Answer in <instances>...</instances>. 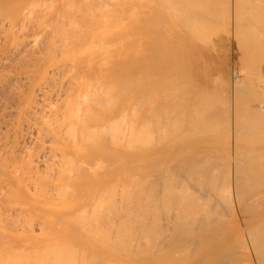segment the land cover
Here are the masks:
<instances>
[{"label": "bare ground", "instance_id": "1", "mask_svg": "<svg viewBox=\"0 0 264 264\" xmlns=\"http://www.w3.org/2000/svg\"><path fill=\"white\" fill-rule=\"evenodd\" d=\"M10 1V0H9ZM8 1V2H9ZM12 1V0H11ZM17 1V0H16ZM18 1H22V0H18ZM18 1H17V3H18ZM24 1V0H23ZM55 2H56V0H54ZM66 1V0H65ZM72 1V2H71ZM67 0L66 2H65V4H63L62 3V7L64 8V9H62L63 10V12H64V14H63V16L66 14L67 16H69V13L71 12V11H73V12H71L72 14H74L75 12V8H76V10L78 9V11L80 10V14L82 13V15L80 16L78 13V11H76V12H78V13H75L74 14V16H69V17H71L70 19L66 16V17H61V15H59V12H57V11H59V9L58 10H56V12L58 13V15L59 16H57V17H61V18H56L55 19V21H53L54 23V28H52V34H50L51 35V37L50 36H48L49 38V40L47 41V38L46 37H44V35H43V37H42V39H43V42L45 43V46L43 47L41 44H40V42L38 41H36L37 40V38L38 39H40V36L39 37H37L36 38V35H34V34H40L41 35V31L39 30V29H37V31L38 32H41V33H32L33 35H31V36H35L34 38H36L34 41L35 42H37V43H39L41 46H38V48H37V46H35V44L36 43H33L31 40V38H33V37H28L27 39H31V40H29V42L31 43H33L32 45L29 43V42H26L27 44H25L23 47H19V43H18V46H14L13 48L15 49V50H13V51H10L11 50V48L9 47V49H7V53H9V52H11L10 54H12V55H10V56H12L13 57V61H14V59H15V63H16V59H17V61L19 62H21L23 65H24V68H25V65H27L26 67L28 68V67H31L30 69L28 68V70H30V71H28V72H26V70H27V68H23V66H21V68H22V70L24 69L25 70V74H24V80L26 79V81H27V86H26V89L24 90H22V91H20V89L18 90V89H16V87H15V83L17 82V80H16V78L15 79H13V80H16V82L13 84L12 83V79H11V81H10V86H9V84H8V86H7V84L5 85H3V83L2 82H4V83H6L7 82V80H8V82H9V79H7L9 76H7V74L5 75V74H1L0 73V100L2 99L3 100V102L6 104V107H7V104L9 103V101H14V103L16 102V104H15V111H14V113H15V115L17 116L16 118H17V123L19 124H17L18 126H19V129H16V130H18L16 133L17 134H19V137L21 138L22 136H24V138L22 137L21 139H23V142H25L24 141V139L26 140V139H28V140H30V142H32L31 144L33 145V144H35V146L34 147H36L39 151H38V153L36 154V150H35V154H36V156H32V154L34 153V152H30V150H29V153L30 154H28V157H26L27 155H25L26 153H28L27 152V150L29 149V148H27V146H29L28 144H24V147L22 146V148H21V146H19L20 147V149L19 150H17V151H19L20 152V154H19V152H17V154H16V156L17 155H19V157H17V159H16V156H15V153L16 152H14V150H16V149H14V146H12L13 147V150H11L12 148L10 147V150L13 152V154L10 152H8L9 150H6L5 152L3 151V149L4 148H7V147H9V146H6L5 145V147L4 148H2L1 150L5 153V154H8L9 156H10V154H12L11 155V157L12 156H14V157H12V161H13V158H14V162H12L11 163V158H9V156L8 155H6V156H1V154H2V151H1V154H0V156L2 157V158H0V181L1 182H5V183H7L12 189H14L13 190V194H12V189L9 191V195H8V192L6 191V193L5 194H7L6 196H8V197H6L7 199H2V201H5L4 203H0V212L2 211L1 210V208H3V207H5L3 210H7L6 212H5V214L7 213H9V215H4V213H0V218H2V219H5L6 220V222L7 223H9V222H11V220H12V224L10 223V224H3L4 222H3V220L1 221L2 223H0V227H3V229L1 230V233H0V236H2L3 238H1L0 237V240H1V244H0V252H9V254H10V252H14V254H15V256H16V258L18 259V260H16L15 259V257L14 258H10V256H13V254L11 253L10 254V256H9V254L8 253H6V254H8V256H9V258H8V256L6 257V255L4 256V255H2V253H0V259L1 258H3L4 259V261L2 260V262H6V259L8 258V259H10V260H12V262L10 261V260H8V262L7 263H5V264H16L17 262H19L20 264L23 262V260H27V263H23V264H30V263H28V261H31L29 258H27V255L26 256H24L23 254H16V253H19L18 251V249H21L20 250V253H21V251H23V252H25L24 250H26V253L28 254V252H27V250H36V249H38L39 250V248H42L43 250H41V252L39 253L38 252V250H36L35 251V253H36V255H37V252H38V254H41L40 255V260L39 261H37V260H34V261H36L37 263L39 262L40 264H42L40 261H42V259L43 260H46V261H44L43 263L44 264H82V262H86L85 264H101L104 260L106 261V258H104V254L106 253V252H108V251H110L111 250V248L113 249V247H118V249L120 248H122L121 249V252L120 251H117V252H119V253H123L124 252V249H125V251H127V252H130V245L132 244V242L129 244V240H127V235L130 233V229L128 228L129 227V225H130V222H129V218H128V220H125V222H126V224H127V221H128V223H129V225L127 224L126 226H123L124 224H121L120 222L121 221H123V220H121L120 222L118 221V218L119 217H121L120 215H121V213H120V215L117 217L114 213H118L119 214V211L121 210L120 208H121V206H119L120 208H117L116 207V205L115 204H117V203H119L118 201L116 202V192L118 193V191H117V187H119L118 188V190L120 189V186H122V185H127V184H129V183H131V181H132V184H133V188H134V191L133 190H131V192L133 191V196L132 197H134L133 198V200L135 199V201H137L138 203H142V201L144 202V201H146V200H148V198H149V203H151V204H153L154 205V209L152 208V205L151 204H149V209H150V207H151V212L154 214V212L156 213V211H155V209H156V207H158V202H161L163 199H164V197L166 198V197H168V198H176V195L178 194V191H180L181 193H182V195L183 194H188L187 193V190H188V182H192L193 180H195V181H193L194 182V184H195V182H196V180H197V182L200 184V182L198 181V179L200 178V180H202L201 178L203 177L204 178V180L206 179L207 181L206 182H210V181H212L213 182V184L216 182V179L219 181L220 180V178H219V175H217V173L216 172H218V167H219V165H220V163L221 162H227V163H224V164H226V168H227V171H226V169L224 168V171L225 172H227V174H225V173H223L224 175H226V177H223L222 175H220V176H222L223 178H225V179H222V180H225L226 181V183H225V190H226V188H228L229 190V193H230V196L228 195L227 197H230L231 198V200H229V201H231L230 203H232V206H233V211H234V213H235V207H236V205L240 202L241 203V201H239V199L240 200H242V197L244 196V194H249V190H252L253 191V194H254V192L255 191H257V190H255L254 191V189H256L255 187H257V189L259 190V188H260V186H261V184L263 185V181H264V166H261V164L262 163H260L259 165H258V163H259V161H256V155H255V157H254V155L253 154H251L255 159L253 160V159H251L252 157H251V155H249L248 153H251L250 152V150L251 151H259L261 148H263L264 149V147H262V145H261V143L262 142H264V136L262 135V132L264 133V109H263V107L264 106H260V108H255V109H253L251 106H252V104H250L251 106H249L248 104H245V102H244V105H243V95L245 94L246 95V98H249L250 96H251V94H253V93H257L258 94V96H259V93H260V95H261V97H263L262 95L263 94H261L262 93V91L261 92H257L256 90H257V87H258V84L256 85V83H255V85L256 86H254V84L252 85L251 84V81H249L248 79H251V78H249L248 76H250L251 74V68L250 67H252L253 65H255V64H253V61L255 60H253L252 61V63H251V60H252V58H254V56H252V55H254L255 54V58L257 59V57H256V54L257 55H263L262 56V59L264 58V31H263V33H262V31L261 30H264L263 28L262 29H259L260 28V26H261V23L263 22V18H264V15L263 14H260L261 16L259 17V15H258V13H262L260 10L262 9V11H263V9H264V4H263V1L262 0H260V2H262L261 4H262V6L263 7H261V4H259L260 2H257V1H259V0H252V1H250V0H248V2L246 1V0H241L242 2H240L239 0H228V5H226V4H224V1L222 2V5H226V10H228V6H229V13L227 14L228 15V18H229V20H228V18L226 19V12H224L223 14L224 15H226V16H221L222 18V21L224 20V17H225V20H227V23H228V21H229V37H227V41H226V39H224V37L223 36H221V37H219L218 38V40L216 41V42H213L214 44V47H212V40L211 39H209V35H210V33L209 32H211L212 34H213V32L212 31H214V33H215V30H213L212 28H215L216 29V32H219V29H218V24H221L220 22H221V20H218L217 22H219L218 24H216L217 22H214V19H216V18H218V19H220V12L222 11H226V10H221L220 9V7H219V9L220 10H214V7L215 6H217L216 4H218L217 2H216V4H215V1L216 0H213V1H206V0H204L203 2H202V5H201V1L202 0H200V5H196L195 6V3H193L194 2V0H192V3L191 4H189V1H191V0H189V1H187V0H158V2L159 1H161L160 3H158V2H156L158 5L160 4V5H163V3H164V5L163 6H165V7H167V9L168 10H166L165 8H163V9H165L164 10V12L162 11V7L161 8H159V6L157 7L158 9H161V10H158V9H156V11L158 12V14L156 15L154 12H152V13H154V16L155 17H149V18H157V19H162V17H164L165 18V15H163V14H165V12L166 11H168L167 13H169V14H171L172 13V15L174 14V17H172V19L170 18V20H171V22L169 21V25H168V27L170 26V29H172L171 27H177L178 26V24L180 25V23L181 24H187V25H190V26H184V28H190V29H193V30H191V32H195V33H193L194 35L196 34L197 36H195V38H198V40H202V38L204 37V38H207V40L209 39V41L211 40V47L213 48L211 51L210 50H201L200 48H198L197 47V50H198V52H197V54H196V56H195V59L194 60H192L193 61V65H194V70L193 71H195L196 72V75H198L199 76V80H198V82H194V83H192V84H195L194 85V87L192 88V89H194L193 91H195V93H193L191 90H189V89H191V88H189V87H187L186 85H187V83L189 84L190 82L188 81H186V82H184L183 83V81H181L183 78V80L185 81V78H186V76L187 77H189L188 76V74H189V71H190V69H192L193 68V65H192V63H189V61L190 60H188L187 58H189L190 57V53L187 55V57H183V59H187L186 61L188 62V64H189V66H191L192 65V68H187V69H183V71L182 70H180L179 71V69H178V67H177V65H178V62L180 61V62H182L183 60H180V59H177V58H179V57H181L180 55H177V53H176V55L178 56L176 59H175V57H172V58H174V59H167V57H166V60H162V58H164L166 55H165V51L167 52V50L166 49H168L169 48V51H168V53L167 54H169V52H170V48H172V47H174L173 45H171V46H169L168 47V44H167V48L165 49L164 48V55L163 54H161V56L163 55L164 57H162L161 58V61L159 60L158 62H157V64H155V63H153L154 61H153V58H150L149 57V59H147V61H153L152 63H150L148 66L149 67H145L144 66V64L143 63H139L138 61L137 62H134L133 61V63H125V61H122L123 63H125V64H128V65H126V69H125V72L124 71H122V73H119L117 76H115L116 74H117V72H118V70H117V66L121 63V61H117V63H115V64H113L112 63V61H109V63L108 64H106V66H105V64L103 65L102 64V66H105V67H102V66H100V68H99V66H97V63L99 64V62L101 63V59H99L98 60V58H97V60L99 61V62H97V60H96V58L95 57H93V54H96L95 56H98V55H100V54H98L97 55V53H99V51L97 52L96 51V49H95V51H96V53H93V48H100V49H102V50H104L105 49V47H106V45H107V48H108V44H106L105 45V42H103V46L105 45V47H104V49H103V47H102V45H101V43L99 44L98 42L95 44V46L92 48V51H91V48H89L90 46L89 45H91L92 44V41L94 40H92L91 41V44H89V43H87L86 41H88V38L90 37H87L86 39H85V42H84V45L81 43V39L83 40V38H81V34L82 33H85V30H84V32L82 31L81 32V28H83L84 27V25H83V27H81V25H82V23L80 22V20L82 21V19L81 18H83V15H84V18H86V15H85V12L86 11H88L89 13L87 14V12H86V14H87V19L88 20H90V18H91V20H92V17L93 16H89V14L90 15H92V14H94V13H98L99 11H100V9L99 8H101V3H100V0H99V2L97 1V2H95V3H92V2H94V0H92L90 3H89V1L88 0H79V3L77 4V7L76 6H74L75 4H74V2H76V0ZM74 1V2H73ZM80 1H81V3H80ZM83 1H88L87 3H83ZM106 1V0H105ZM110 1H112V0H110ZM123 2H125L124 0H122ZM131 1V0H130ZM136 1V0H135ZM135 1H132V2H135ZM140 0H138V2H139ZM142 2H143V0H141ZM146 1V3L145 4H147V5H143V3L141 4H139L140 5V7L143 5V7L144 6H147V7H144V9H143V7H142V9L139 7H137L138 9H140V10H142V12H139V13H146V11L144 12V10L145 9H147L148 8V3L149 2H147V1H149V0H145ZM217 1H220V0H217ZM222 1V0H221ZM225 1H227V0H225ZM243 1H244V3H248L249 5H251V2H252V5H254L253 4V2H255V5H256V2H257V4L260 6H258L259 8H260V10L258 11V10H256L257 9V7L256 8H253V6H252V9L253 10H251V7H250V9L248 10V11H253V13L251 14V12H248L247 10H246V8L245 7H248L249 5H247V4H244L243 3ZM249 1H250V3H249ZM6 1H4V3L3 2H0V3H2V4H4V5H0V8L2 7L3 8V6H4V9H3V12H7V13H11L12 12V10L14 9H12V10H10L11 9V6H12V4L10 5L8 2V4H9V6L10 7H8V4H6L5 3ZM34 2H36L35 0H34ZM38 2H40L41 3V5H42V2L41 1H38ZM37 2V3H38ZM48 2V1H47ZM55 2H53V5L52 6H54V3ZM68 2V4L70 5V7L69 6H67L68 4H66ZM71 2V3H70ZM101 2L102 3H104L102 0H101ZM107 2V1H106ZM117 2V1H116ZM153 2H155L154 0H153ZM197 2H199V1H197L196 0V4H198ZM210 2H212V3H214V4H211V5H213L214 7H212L211 5H210ZM14 3V2H13ZM30 3H32L33 4V2H31L30 1ZM37 3H34L33 4V6H37L38 8H39V6H38V4ZM46 3V2H45ZM50 3V2H49ZM49 3H47V6L48 5H50ZM85 4L84 6H85V8H87L86 7V5L88 6V4H90L91 6L94 4V6H90L89 5V7L87 8V9H85L86 11H84V9H83V11H81V9L82 8H84V6H83V4ZM99 4V5H101L99 8H97L98 7V5L97 4ZM109 3L110 2H107L106 4H108L109 5ZM114 3H115V1H114ZM125 3H127V0H126V2ZM136 3V2H135ZM221 3V2H220ZM219 3V4H220ZM28 4H29V2H28ZM72 4H73V6H72ZM81 4H82V7H81ZM97 6H96V5ZM105 4V5H106ZM128 5H129V1H128V3H127ZM134 4V3H133ZM150 4H152V2L150 3ZM241 4V5H240ZM30 6H32L31 4H29ZM40 5V4H39ZM79 5H80V7H79ZM105 5H103V7L105 6ZM108 5H107V7H108ZM111 5V4H110ZM112 5H114L113 3H112ZM120 5H122V4H120ZM125 5V4H124ZM138 5V6H139ZM221 4H220V6H222ZM244 5H247V6H245L244 7ZM7 6V7H6ZM17 6V5H16ZM25 6H28V5H25ZM43 6V5H42ZM41 6V7H42ZM45 6V5H44ZM115 6H116V4H115ZM131 6V5H130ZM134 7V12H138V11H136V5L134 4L133 5ZM152 6V5H151ZM191 6V7H190ZM219 6V5H218ZM240 6V7H239ZM241 6H243V7H241ZM50 7H51V5H50ZM49 6H48V8H50ZM57 7H59V6H57ZM65 7H69V8H67V10L65 9ZM79 7V8H78ZM94 7L95 8H97V12H94L93 10V13H92V11H91V13H90V11L89 10H91V9H89V8H93L94 9ZM102 7V8H103ZM112 7V6H111ZM105 8V10L103 9V11L101 12L100 11V14H102V13H104V11L106 12V9H108L109 11H110V9H112V8ZM119 7V9L121 8L120 6H118ZM225 6H222V8H224ZM8 8V11L6 10V11H4L5 9H7ZM33 8V7H32ZM31 8V10H33L34 8L36 9V7H34L33 9ZM37 8V9H38ZM45 8V7H44ZM60 8V7H59ZM132 8V9H133ZM149 8H151V7H149ZM217 8V7H216ZM243 10H242V9ZM17 9V8H16ZM24 10L23 11H25V10H27L26 8H23ZM29 9V8H28ZM41 9V8H40ZM52 9V8H51ZM54 9V8H53ZM68 9L70 10V11H68ZM74 9V10H73ZM115 9V8H114ZM118 9V8H117ZM152 9V8H151ZM151 9H149V10H151ZM2 10V9H1ZM0 10V15H2L1 13H2V11ZM39 10V9H38ZM47 11L48 12V10L45 8L44 9V11ZM102 10V9H101ZM113 10V9H112ZM111 10V11H112ZM116 10V9H115ZM128 10H129V6H128ZM131 10V9H130ZM129 10V11H130ZM149 10H147L149 13H150V11ZM242 10V11H241ZM254 10H256L257 11V15L256 14H254V13H256V11L254 12ZM29 11V10H28ZM28 11H27V13H26V15H28L29 13H28ZM35 10H33L32 12H33V15L34 14H36V17L38 18V16L40 17L41 15V13L39 12V14H38V12H34ZM43 11V8H42V13L44 12ZM110 11V12H111ZM122 11V10H121ZM151 11H153V10H151ZM159 11H160V13H162L161 15L162 16H160V18H159ZM14 12V11H13ZM29 12H31V11H29ZM47 12H45V13H43V15H45ZM54 12V13H53ZM53 12H50L49 13V16L50 17H48L47 15L46 16H44L45 18L47 17V19L49 18V19H54V17H55V14H57L55 11H53ZM60 12H61V10H60ZM69 12V13H68ZM108 12V11H107ZM113 12V11H112ZM112 12H111V14H109V15H112ZM120 12V11H119ZM133 12V13H134ZM217 12H218V16L216 17L215 16V13H216V15H217ZM240 12H242V13H240ZM246 12V13H245ZM264 12V11H263ZM17 13V12H16ZM25 13H24V15H25ZM53 13V14H52ZM70 13V15H72ZM109 13V12H108ZM108 13H107V15H108ZM114 14H115V12H113ZM121 13H123V12H121ZM127 13V12H126ZM148 13V14H149ZM250 13V15H249V17L247 16V17H244V16H246V15H248ZM38 14V15H37ZM60 14H62V13H60ZM104 14H106V13H104ZM103 14V15H104ZM120 14V13H119ZM245 14V15H244ZM4 15H6L5 13H4ZM4 15H2L1 17H3V18H5L4 17ZM16 15V14H15ZM32 15V14H31ZM31 15H28L29 17L31 16ZM33 15H32V17H30V19L31 18H34L33 17ZM77 15H79V16H77ZM129 15H130V13H129ZM135 15V14H134ZM136 15H138V14H136ZM145 15V14H144ZM152 16V14L150 13L149 14V16ZM221 15H222V13H221ZM253 15V17L255 18V19H253V17H251ZM255 15V16H254ZM20 16V15H19ZM35 16V15H34ZM52 16V17H51ZM54 16V17H53ZM76 16L79 18H76ZM95 16H97V14L95 15ZM106 15H104V17H105ZM126 16V14H124L123 15V17L122 18H124ZM128 16V15H127ZM141 16H143V14H141ZM147 15H145V17H146ZM171 16V15H170ZM242 16V17H241ZM18 17V16H17ZM25 17V16H24ZM35 17V18H36ZM44 17H41L42 19L44 18ZM98 17H100L99 15H98ZM97 17V18H98ZM101 17H103V16H101ZM109 17V16H108ZM108 17H106V18H108ZM117 17H119L120 19H121V17L120 16H117ZM116 17V18H117ZM136 17V16H135ZM259 17V18H258ZM11 18H12V15H10V17H8V19L9 20H7L8 22V24L7 23H5L4 22V20L5 19H3V22H1L0 21V23H5L6 25H7V27H6V25L5 24H1V26H3V29L5 28V29H7V32L5 31L4 33L6 34L7 33V35L11 32L12 33V30L13 29H18L16 26H15V22H13V20L12 21H10L11 20ZM35 18L33 19V20H35ZM41 18H39V20L41 19ZM65 18V19H64ZM105 18V19H106ZM110 18L111 19H113V18H115V16H110L108 19H107V23L109 22V20H110ZM115 18V19H116ZM127 18V17H126ZM125 18V19H126ZM142 18V17H141ZM148 18V19H149ZM245 18H246V20H245ZM251 18V19H250ZM17 19V18H16ZM25 19H26V17H25ZM30 19L28 18L27 20H28V22H30L31 23V21H30ZM42 19H41V21H42ZM47 19H43V21L44 20H46L47 21ZM66 19L68 20V21H66ZM96 19V18H95ZM95 19H93L94 21H95ZM100 19H103V18H100ZM120 19H118L119 20V22H121V23H119V24H124V23H122V21H123V19H121V21H120ZM138 19H140L139 18V16H138ZM241 19H242V21H241ZM243 19H244V21H243ZM248 19H250L249 21H247ZM257 19L259 20V21H257ZM262 19V20H261ZM38 20V19H37ZM37 20L36 21H34L38 26L40 25V23H38L39 22V20H38V22H37ZM64 20H65V22H64ZM93 20L91 21V22H93ZM117 20V19H116ZM116 20H114L115 22H116ZM140 20H145V19H140ZM139 20V21H140ZM146 20H147V17H146ZM145 20V21H146ZM150 20V19H149ZM148 20V22H149V25H148V22H147V24L146 23H144V24H146L147 26H150V24L152 25V26H154V25H157V23H159V21L160 20H156L155 19V22H150ZM168 20V19H167ZM217 20V19H216ZM252 20H255V21H252ZM42 21V22H43ZM46 21H44L45 23H46ZM51 21V20H50ZM83 21H85L84 19H83ZM100 21V23L102 22L101 20H99ZM126 21H127V19H126ZM136 21H138V20H136ZM158 21V22H157ZM257 21V22H256ZM262 21V22H261ZM19 22V21H18ZM22 22V21H21ZM20 22V23H21ZM26 21H24V23H25ZM70 22V23H69ZM79 22H80V24H79ZM87 22V21H86ZM103 24L104 25H107V24H105V22H106V20L104 21L103 20ZM112 22H113V20H112ZM123 22H125V20L123 21ZM163 22H164V20H163ZM248 22V23H247ZM251 22H252V24H251ZM254 22L256 23V26H257V23L260 25H258L257 27H255L254 25ZM29 23V24H30ZM50 23V22H49ZM49 23H47V25H51L52 26V21H51V23L49 24ZM66 23H68V25L66 24ZM97 23V22H96ZM96 23H93V24H96ZM99 23V22H98ZM140 23H143L142 21H140ZM153 23V24H152ZM156 23V24H155ZM213 23V24H212ZM244 23H245V25H244ZM17 24V23H16ZM33 24V21H32V23H31V25ZM84 24V23H83ZM88 24V23H87ZM90 24V23H89ZM117 24V23H116ZM115 24V27H117L118 28V25L119 24H117L116 25ZM134 26H133V28H136V25L138 24H136L135 23V20H134ZM163 24V23H162ZM168 24V23H167ZM211 24L213 25V27H211ZM214 24H216V26L217 27H215L214 26ZM225 24H226V21H223L222 22V25H224L225 26ZM249 24H251V25H249ZM19 25V24H18ZM17 25V26H18ZM27 25H28V23H27ZM37 25H35V26H37ZM43 25H44V23H43ZM67 25V26H66ZM92 25V24H91ZM99 26H92L91 28H90V30H92L91 32H92V34L93 35H95V34H97V33H99V27L101 26V28H102V26L103 25H100V24H98ZM110 25L111 24H109V29L111 28L110 27ZM120 25V26H121ZM126 25H128V22H127V24ZM247 25V26H246ZM248 25L250 26L249 28H248ZM263 25H264V23H263ZM262 25V26H263ZM0 26V27H1ZM29 26V25H28ZM42 25H40L39 27H40V29L42 28L41 27ZM52 26V27H53ZM87 26L88 25H86L84 28L86 29L87 28ZM112 26L114 27V24H112ZM119 26V27H120ZM142 26H144L143 24L140 26V27H142ZM152 26H150V27H152ZM165 26H166V24H165ZM180 26H182V25H180ZM179 26V27H180ZM228 26V25H227ZM251 26H252V28H251ZM254 26V27H253ZM22 27V26H21ZM21 27H19V29L21 28ZM23 27L25 28V29H23ZM23 27H22V29L23 30H27V31H30V29H26V25H23ZM38 27V28H39ZM43 27H45V25L43 26ZM67 27V28H66ZM69 27V28H68ZM89 27V26H88ZM104 27H106L107 28V26H103V28ZM127 27V26H126ZM125 27V28H126ZM138 28H140L139 27V25L137 26ZM162 27V26H161ZM193 27V28H192ZM208 27H211V29H212V31L211 30H209V28ZM220 27H221V25H220ZM264 27V26H263ZM27 28H29V27H27ZM34 28V27H33ZM32 28V29H33ZM48 28H50L51 29V27H49L48 26ZM106 28H105V30H106ZM163 28V27H162ZM178 28V27H177ZM177 28H175V29H177ZM182 28V27H181ZM195 28V29H194ZM204 28H208L207 29V34H205L204 33V31H206V29H204ZM245 28H246V30H245ZM252 29V30H248V29ZM4 29V30H5ZM43 29V28H42ZM50 29H48V30H50ZM88 29V31H86V33L88 32L89 33V28H87ZM86 29V30H87ZM112 29V28H111ZM110 29V30H111ZM144 29V28H143ZM166 29V28H165ZM164 29V30H165ZM190 29H189V32H190ZM199 31V32H197V30ZM203 29V30H202ZM222 29V28H221ZM223 29H225V28H223ZM222 29V30H223ZM11 30V31H10ZM21 30V29H20ZM20 30H18V32H20ZM23 30H21V31H23ZM35 30V29H34ZM47 30V29H46ZM47 30V31H48ZM104 30V29H103ZM110 30H108L109 32H110ZM118 30V29H117ZM121 30H124V29H121ZM135 30V29H134ZM139 30V29H138ZM161 30H163V29H161ZM163 30V31H164ZM166 30H168V29H166ZM165 30V31H166ZM177 30H179V29H177ZM218 30V31H217ZM222 30H220V31H222ZM243 30V31H242ZM254 30H256V31H254ZM257 30H259V32L257 31ZM8 31H10L9 33H8ZM17 31V30H16ZM15 31V32H16ZM25 31H23V32H20V33H24ZM33 31V30H32ZM44 31V30H43ZM107 31V30H106ZM114 30L112 29V32H110V34L111 33H115V32H113ZM136 31V30H135ZM144 31H146V30H144ZM153 31V30H152ZM159 31V30H158ZM170 31V30H169ZM180 31V30H179ZM186 31H188V30H186ZM228 31V30H227ZM245 31H247V32H245ZM2 32V29L0 28V42H1V38H2V34H3V32ZM14 32V31H13ZM50 32V31H49ZM123 32V31H122ZM127 32V31H126ZM141 32H143V31H141ZM146 32H149V31H146ZM153 32H155V31H153ZM172 32V31H171ZM190 32V33H191ZM203 32V33H202ZM224 32L227 34L228 32H226L225 30H224ZM242 33V36H243V34H244V32L246 33V34H244L245 36H243V37H241L240 35H241V33ZM256 32H258V34H262L261 35V41L259 40V38H258V36H257V33ZM19 33V34H20ZM28 33V32H27ZM30 33V34H31ZM43 33H47L46 31L45 32H43ZM42 33V34H43ZM55 33H56V35H55ZM87 33V34H88ZM100 33H102L103 35L104 34H107L108 35V32L107 33H105V32H100ZM98 34V35H100L101 36V34ZM117 33H121V32H117ZM124 33V35H125V32H123ZM140 33V32H139ZM144 34H145V32H143ZM156 33H157V30H156ZM163 33H165V32H163ZM185 33H187V35H188V32H184V34ZM209 33V34H208ZM19 34H17V36L19 35ZM29 34V33H28ZM91 34V33H90ZM122 34V33H121ZM154 34V33H153ZM152 34V35H153ZM166 34H169V33H166ZM175 34V33H174ZM179 34V33H178ZM216 34V33H215ZM218 34H220V33H218ZM11 35H13V34H10L9 35V37H11ZM25 35H26V33H25ZM86 35V34H85ZM102 35V36H103ZM107 35H105L104 37L105 38H107ZM111 35H113V34H111ZM133 35H135V34H133ZM138 35V34H137ZM151 35V37H150V35H148V37L149 38H151V39H153V40H155L156 41V35L160 38L161 37V39H164V37L162 38V36H164V34L162 35V36H160L159 34H154L153 36ZM190 35V34H189ZM199 35H201V39H199L200 38V36ZM248 37H247V36ZM4 37L6 36V35H3ZM15 36V35H14ZM13 36V37H14ZM27 36V35H26ZM26 36H25V39H26ZM38 36V35H37ZM42 36V35H41ZM46 36V35H45ZM87 36V35H86ZM85 36V37H86ZM92 36V35H91ZM99 36V42L101 41L100 40V37ZM114 36V35H113ZM118 36H121V35H119L118 34ZM117 36V37H118ZM126 36V35H125ZM130 36V35H129ZM139 36H140V34H139ZM175 36V35H174ZM191 36V35H190ZM199 36V37H198ZM219 36V35H218ZM235 37L236 38V42L238 43H236L238 46L239 45H241L242 46V48L243 47H245L246 49H247V52H245L244 53V51H245V49H244V51H243V49L242 48H240L239 47V50L241 49L242 51H243V53L244 54H246V53H248V52H250V50H248V49H251V52H250V54H249V56H248V58H246L247 60H246V62H245V55L244 54H239V57L240 58H242L243 56H245L243 59H242V63L241 64H243V65H245V67L247 66V68H249V69H247V68H245V69H247L246 70V72H245V69L243 70V69H241V72H240V69L238 70V72H240L241 74H244V73H242V70L245 72V73H247V72H249L250 71V73H248V74H250V75H245V77H244V75H243V78H241V80L242 81H240L241 83L245 80L246 81V85L249 83L251 86L249 87V88H247L248 87V85H247V87H246V85L245 84H243L242 83V86H241V88L239 89V90H237V88H236V90L234 89L233 91L231 90V88H230V90L232 91V94H228L230 97H229V100L228 101H230V99H231V102H229V103H231V104H228L229 105V108H228V106H225V107H227L226 109H228L229 110V114H226L228 117H226L227 119L226 120H229V121H225L226 123H227V126H228V136H227V143H223V144H226V146H227V150L225 149L224 150V148H226L224 145H223V147L224 148H222L221 149V147H220V149H221V151H222V153H223V150L224 151H226V156L224 155V156H222L223 158H225V160H223V158H221L220 159V157L219 158H217V155H219V153H220V149H219V146L217 147H215L214 146V144H217V142H216V140L214 139V137H217V131H218V129L216 128V127H214V125H216V124H218V123H214V122H216L217 121V119H216V117L215 116H217L216 114H215V116H213V115H210L209 116V119L206 121V122H204L202 119H203V115H204V112H205V110H204V101H205V99L203 98V96H202V94H201V89H208L209 87H210V85H212V84H214V78H213V74L216 72V71H219V70H221V68L222 67H225V66H227V63H228V47H229V44H230V39L232 38V37ZM257 36V37H256ZM23 37V36H22ZM94 37V36H93ZM92 37V38H93ZM110 37V35L108 36V38ZM122 37V36H121ZM121 37H119V38H121ZM128 37V36H127ZM153 37V38H152ZM155 37V38H154ZM184 38H186L185 37V35L183 36ZM182 37V38H183ZM211 37V36H210ZM212 37H214V36H212ZM216 37H217V35H216ZM246 37V38H245ZM6 39H8L7 38V36L5 37ZM12 38V37H11ZM44 38H46V40L44 41ZM51 38V39H50ZM107 38V39H108ZM111 38V37H110ZM129 38V37H128ZM134 38H135V36H134ZM137 38V37H136ZM135 38V39H136ZM157 39V40H160V39ZM166 38V40H167V37H165ZM189 38V37H188ZM187 38V39H188ZM203 38V40L202 41H207L206 39H204ZM242 38L244 39V40H242ZM15 39H17V37L15 38L14 37V39L13 40H15ZM24 39V38H23ZM95 39H97V37H96V35H95ZM97 39V40H98ZM101 39H103L104 40V38H101ZM123 39V38H122ZM125 39V38H124ZM132 39V38H131ZM173 39V38H172ZM180 39V38H179ZM186 39V40H187ZM191 39H194V38H192L191 37ZM238 39V40H237ZM246 39V40H245ZM9 40V42L10 41H12V40H10V39H8ZM102 40V41H103ZM142 40H143V38H142ZM141 40V41H142ZM176 40V39H175ZM181 40H183V39H181ZM195 40V39H194ZM216 40V39H215ZM214 40V41H215ZM233 40V39H232ZM6 41V40H5ZM20 40H18V42H19ZM28 41V40H27ZM89 41H90V38H89ZM108 41L109 42H112V39L111 40H109L108 39ZM124 41H126V40H124ZM123 41V42H124ZM152 41V40H151ZM161 41H163V40H161ZM165 41V40H164ZM178 41V40H177ZM184 41H185V39H184ZM188 41H189V39H188ZM240 41H242V42H240ZM247 41V42H246ZM4 42V41H3ZM47 42V43H46ZM96 42V40H94L93 41V43H95ZM115 42V41H114ZM130 42V41H129ZM128 42V43H129ZM137 42H139L138 40H137ZM145 43H146V45H148V44H151V42L149 41V43L147 42V41H144ZM143 42V43H144ZM165 42H168V41H165ZM163 43L164 45L166 44V43ZM171 42V41H170ZM185 42H187V41H185ZM194 42V41H193ZM14 43V42H13ZM24 43H25V41H24ZM24 43H21V44H24ZM41 43H42V41H41ZM78 43H80V44H82V46H85V43L89 46V47H87V45H86V47H83L82 49H85L84 50V52H86V53H84L83 51H81V47H77L78 46ZM108 43V42H107ZM148 43V44H147ZM152 43H154V42H152ZM156 43H159L160 44V42H156ZM190 43V42H189ZM203 43L204 42H202V45H203ZM241 43V44H240ZM15 44H16V42H15ZM20 44V45H21ZM75 44H77V46L75 45ZM99 44V45H98ZM111 43H109V45H110ZM118 44H120L119 42H118ZM158 44V45H159ZM180 44V43H179ZM179 44H178V46H179ZM187 44V43H186ZM205 44V43H204ZM244 46H243V45ZM3 45V44H2ZM10 45V44H9ZM101 45V46H100ZM124 45H127V44H124ZM152 45V44H151ZM151 45H149L150 47H148L149 49L152 47V46H155V48H157V46L158 45H155V43L151 46ZM181 45V44H180ZM184 45V44H183ZM201 45V46H202ZM11 46H13L12 45V43H11ZM92 46V45H91ZM99 46V47H98ZM111 46V45H110ZM109 46V47H110ZM130 46V45H129ZM129 46H128V48H129ZM161 46H163V45H160V47ZM190 45H188V47H189ZM0 47H1V44H0ZM102 47V48H101ZM114 47V46H113ZM117 47H118V45H117ZM125 47V46H124ZM123 47V48H124ZM133 47V46H132ZM135 47V46H134ZM139 47V46H138ZM138 47H137V49H138ZM145 47V46H144ZM147 47V46H146ZM159 47V46H158ZM159 47V48H160ZM164 47V46H163ZM231 47H232V45H231ZM230 47V48H231ZM248 47V48H247ZM141 48V47H140ZM154 48V47H153ZM153 48H151V49H153ZM177 49H178V47H176ZM190 48V47H189ZM5 49V50H6ZM42 49L44 50V55H46L47 57H44V55H43V53H42ZM113 49H115V48H113ZM130 49H132V48H130ZM134 49V48H133ZM177 49H174V50H177ZM205 49V48H204ZM3 50H4V48H3ZM108 50V52H109V49H107ZM111 50V49H110ZM116 50V49H115ZM117 50H118V48H117ZM134 50H136V49H134ZM181 50L182 49H180V53H182L181 52ZM187 50H188V48H187ZM191 50V49H190ZM189 50V51H190ZM202 52H201V51ZM232 50V49H231ZM94 51V52H95ZM157 51V50H156ZM173 51V50H172ZM189 51H187L186 53H188ZM233 51V50H232ZM231 51V52H232ZM235 51V50H234ZM4 52V51H3ZM6 52V51H5ZM35 52H39V53H42V55L40 56V54H39V57L37 56V58H35L36 56L34 55L35 54ZM81 52H83L82 54L84 55V54H86V55H88V54H90L91 55V57H92V59L94 58L95 60H90L91 58H90V55L89 56H87V59H86V55H84V56H82L81 57ZM88 52H92V53H88ZM100 52H101V50H100ZM104 52H105V50H104ZM103 52V53H104ZM121 52V51H120ZM149 52H151V51H149ZM154 52V51H153ZM158 52V51H157ZM176 52V51H175ZM177 52H178V50H177ZM88 53V54H87ZM130 53V52H129ZM143 53V52H142ZM146 53V52H145ZM159 53H162V51L160 52L159 51ZM105 54V53H104ZM109 53H107V55H108ZM114 54H115V52H114ZM132 54V53H131ZM155 54H157V53H155ZM154 54V55H155ZM172 54V53H171ZM29 55H31V57L29 56ZM101 55H103V54H101ZM100 55V56H101ZM140 55V54H139ZM170 55V54H169ZM182 55V54H181ZM184 55H186V54H184ZM240 55H242V56H240ZM4 56V55H3ZM9 56V57H10ZM32 56H35L34 57V59H32ZM104 56V55H103ZM142 56V55H141ZM140 56V57H141ZM148 56V55H147ZM151 56H152V54H151ZM159 56V55H158ZM160 56V57H161ZM172 56V55H171ZM175 56V55H174ZM250 56H252V57H250ZM258 56V57H259ZM8 57V56H7ZM6 56H5V58H7ZM9 57H8V60L7 61H9ZM59 57V58H58ZM112 57V56H111ZM110 57V58H111ZM129 57V56H128ZM160 57H159V59H160ZM170 57V56H169ZM231 57V56H230ZM249 57H250V60H249ZM4 58V57H3ZM2 58V59H3ZM58 58V59H57ZM106 58H107V56H106ZM105 58V59H106ZM112 58H114V57H112ZM118 58V57H117ZM148 58V57H147ZM155 58H156V56H155ZM154 58V59H155ZM239 58V59H240ZM12 59V58H11ZM10 59V60H11ZM33 61H32V60ZM86 59V60H85ZM104 59V60H105ZM138 59V58H137ZM136 59V60H137ZM158 59V58H157ZM156 59V60H157ZM191 59V58H190ZM259 59H261V56L259 57ZM259 59L257 60V61H259ZM103 59H102V61H104ZM107 60V59H106ZM105 60V61H106ZM109 60V59H108ZM133 60H135V59H133ZM178 60V61H177ZM230 60V59H229ZM241 60V59H240ZM244 60V61H243ZM5 61V60H4ZM7 61H5V62H3V66H4V68L6 67V62ZM12 61V60H11ZM12 61V63H13V65H14V62ZM85 61H86V63H85ZM95 61V62H94ZM114 61V60H113ZM141 61V60H140ZM143 61V60H142ZM145 62H146V59L144 60ZM10 62V61H9ZM8 62V63H9ZM17 62V63H18ZM35 62H39V63H41V64H43V66L40 68V69H38L37 67H33V66H36V64H34ZM107 62V61H106ZM115 62V61H114ZM179 62V63H180ZM185 61H183V63H184ZM186 62V63H187ZM237 62V61H236ZM249 62V63H248ZM12 63H10L11 65H12ZM95 63H96V66H97V68L95 67ZM103 63H105V62H103ZM182 63V64H183ZM246 63V64H245ZM250 63L252 64V65H250ZM262 63V62H261ZM181 64V63H180ZM191 64V65H190ZM248 64V65H247ZM262 64H264V62L262 63ZM261 64V66H263ZM9 65V64H8ZM16 65V64H15ZM54 65H56V68L57 69H54ZM64 65H67V67L68 68H66V66L65 67H63ZM233 65V64H232ZM243 65H241V67L243 68ZM2 66V67H3ZM20 66H19V70H20ZM50 66H52L53 68H49ZM180 66V65H179ZM187 66V65H186ZM231 66V64L229 65V67ZM9 67V69L11 68V71H13V69H17V68H13L12 69V67L11 66H8ZM182 67H184L185 68V66H182ZM188 67V66H187ZM228 67V66H227ZM232 67V66H231ZM234 67V66H233ZM62 68V69H61ZM65 68V71H66V69H67V71H68V73H69V71H70V73L67 75V71H66V73H65V71L63 70ZM236 68V67H235ZM48 69H50L49 70V72L51 71V75H52V77L53 78H51V75L49 74V72H48ZM69 69V70H68ZM227 69V68H226ZM228 69H230V68H228ZM255 69V68H254ZM1 70H4V69H1ZM5 70H6V68H5ZM60 70H62V72L60 71ZM187 70H189V71H187ZM235 70H237V68L235 69ZM7 71V70H6ZM8 71H10V70H8ZM52 71H54V72H58V74H59V72H60V75H61V73H62V78L61 79H57V78H54V74H56V73H54V74H52ZM192 71V70H191ZM227 71V70H226ZM234 71V70H233ZM232 71V72H233ZM16 72V71H15ZM17 72H18V69H17ZM22 72V71H21ZM64 72V73H63ZM131 72V73H130ZM134 72H136V73H140V74H143V72H149V73H151V75H153V77L155 78L154 80H155V85L154 84H152V83H149V88L150 89H152V91L151 90H149V92H147L148 94L147 95H145V97L141 100V98H140V101L138 102V103H136V105H137V111L135 112V121H134V123H133V125H132V127H130L131 128V133L133 134V138H132V140L131 139H127V137H125V134H126V132L127 133H129L128 131H126L127 130V126L125 125V127H126V129H122V128H124V126L122 125V124H126V123H124V121H126V120H122V118H121V120H122V122L123 123H121V120H120V118H119V120H118V122L115 120L116 119V117L117 116H121L125 111H126V108H127V100H128V98H129V96L130 95H132V96H137V92H131V90L129 91V89H132L133 88V86H134V88L133 89H135L136 87H135V85L137 84H135V85H133L132 84V81L133 80H131V77L132 78H137L138 76V74L135 76L134 75ZM220 72V71H219ZM230 72V71H229ZM234 72H236V71H234ZM254 72H255V70H254ZM9 73V72H8ZM12 73V72H11ZM14 73V72H13ZM24 73V72H23ZM133 73V74H132ZM147 73H145V74H147ZM224 73V72H223ZM231 73V72H230ZM58 74H56L57 76H58ZM216 75H217V73H215ZM222 74V73H221ZM237 74H239V73H237ZM252 74L253 75H255V73H253L252 72ZM262 74H263V72H262ZM1 75H5L4 77H2ZM15 75H16V73H15ZM23 75V74H22ZM48 75L50 76L49 78H50V80L52 81V79L55 81V84H56V80L55 79H57L58 81V84H59V86H57L56 88H58L59 87V89H56L54 86H55V84L53 83V82H51V84H53V89H52V91H48L47 90V88H50V90H51V84H49L48 83ZM64 75H66V76H64ZM144 75V74H143ZM141 76L140 77V75H139V77L140 78H142L143 77V79H145V78H147V80H148V78H151L152 76L150 75L149 76V74L148 75H145V76H147V77H145V76ZM218 75H220V74H218ZM231 75V74H230ZM11 76H12V74H11ZM56 76V77H57ZM117 77L118 78V90H120L121 92H118L119 93V95H117L116 94V92H115V85L113 84V82L115 83V77ZM135 76V77H134ZM192 76V78L195 76V73H194V76L193 75H191ZM223 75H221V77H222ZM227 76H228V74H227ZM240 76V75H239ZM59 77H61V76H59ZM64 77V78H63ZM152 77V78H153ZM216 77V76H215ZM231 77H233L232 75H231ZM242 77V76H241ZM248 77V78H247ZM4 78V79H3ZM196 78H197V76H196ZM195 78V79H196ZM217 78V77H216ZM215 78V79H216ZM247 78V79H246ZM5 79H7L6 80V82L4 81ZM21 79V78H20ZM188 79V78H187ZM191 79V78H190ZM218 79V78H217ZM231 79V78H230ZM234 79V78H233ZM3 80V81H2ZM22 80V79H21ZM23 80V81H24ZM48 80V81H47ZM139 80V79H138ZM146 80V79H145ZM153 80V81H154ZM189 80V79H188ZM236 80V81H235ZM234 81H233V83H234V86L233 85H231V86H233L234 88H235V85L237 86V84H238V79H235ZM238 80V81H237ZM252 80V79H251ZM257 79H255V80H253V81H256ZM259 80V79H258ZM262 80V79H261ZM261 80H260V83H261ZM20 81V80H19ZM47 81V82H46ZM153 81H150V82H153ZM178 81L179 82H181L182 84H180L179 85V83H178ZM193 81H196V80H193ZM218 80H215V82H217ZM222 81H223V79H222ZM228 81V80H227ZM230 81V80H229ZM14 82V81H13ZM21 82V81H20ZM41 82H44L42 85H40V83ZM45 82H46V84H45ZM135 82H137V81H135ZM139 82V81H138ZM257 82V81H256ZM47 83L49 84V86L48 87H44L45 85H47ZM178 83V86L181 88L182 86H186V88H189V89H185V88H183L182 87V89L181 90H185V92H186V90L187 91H191L190 92V94H189V92H188V94H187V92H186V94H178V93H176V92H178V91H181V90H178V89H180V88H178V86H175V84H177ZM218 83H219V81H218ZM222 84H224L223 82H221ZM220 83V84H221ZM241 83H239V84H241ZM253 83V82H252ZM45 84V85H44ZM139 84V83H138ZM216 84V83H215ZM214 84V85H215ZM221 84V85H222ZM22 85V84H21ZM51 85V86H50ZM133 85V86H132ZM165 85V86H164ZM219 85V84H218ZM220 85V87H223V86H225V85H223V86H221ZM230 85V84H229ZM262 86L264 85V82H263V84H261ZM162 86H164L165 88L166 87H169L170 89H161L162 88ZM174 86L176 87V88H174ZM193 86V85H192ZM191 85H190V87H192ZM215 86H217V85H215ZM226 86H227V83H226ZM252 86H254L253 88H255V89H253V90H255V92H253V90L252 89H250V88H252ZM19 88L21 87V86H18ZM23 87V86H22ZM238 87H239V85H238ZM244 87H246V88H244ZM15 88V89H14ZM24 88V87H23ZM55 88V89H54ZM216 88H218V87H216ZM82 89V90H81ZM200 91H199V90ZM219 89H222V88H219ZM226 89V88H225ZM244 89V90H243ZM246 89V90H245ZM249 89H250V92H248L249 91ZM263 89V88H262ZM148 90V89H147ZM184 90L182 91V93L184 92ZM240 90H242L243 91V93H242V91H240ZM248 90V91H247ZM252 90V91H251ZM260 90V89H259ZM264 90V89H263ZM145 90L143 89V92H144ZM197 91V92H196ZM227 92H228V89L226 90ZM238 91H240V93H238ZM244 91H246V93L244 92ZM50 93V92H52V95L51 96H55V98H57L58 100H61V101H59L60 103H61V105H58V107L60 106L61 108H58L57 107V105H56V109H55V107H53L55 104H54V102L52 103V101H53V97H49V95L51 94H48V93ZM184 92V93H185ZM223 92V91H222ZM225 92V91H224ZM251 92H253V93H251ZM53 93H54V95H53ZM216 94H217V92H215ZM218 93H220V91L218 92ZM243 95H242V94ZM249 93H251L250 95H249ZM47 94H48V96H47ZM145 94H146V92H145ZM204 94H206V90H205V93ZM207 94L209 95V93L207 92ZM206 94V95H207ZM223 94V93H222ZM222 94H220V96H222ZM18 98V100L16 99V101H15V99H14V97L15 96ZM63 96V98H61L62 96ZM180 95V96H179ZM207 95V96H208ZM211 95V94H210ZM218 95V94H217ZM224 95V94H223ZM247 95H249V97L247 96ZM256 94H253L252 96H255ZM58 96L60 97V98H58ZM140 96V95H139ZM214 96V95H213ZM225 96V95H224ZM227 96V95H226ZM251 96V97H252ZM46 97H48L50 100H52L51 102H50V100H49V102L47 103V99H46ZM143 97V96H142ZM209 97V96H208ZM215 97H216V95H215ZM214 97V98H215ZM256 97V96H255ZM260 97V98H261ZM54 98V99H55ZM205 98H207V97H205ZM211 98H213L212 97V95H211ZM210 98V99H211ZM218 98V97H217ZM219 99V98H218ZM228 99V98H227ZM256 99V98H255ZM264 99V98H263ZM2 100H1V102L0 103H2ZM56 100V99H55ZM54 100V101H55ZM131 100V99H130ZM137 100V99H136ZM213 100H215V99H213ZM226 100V99H225ZM224 100V101H225ZM244 100H246V101H248L247 103H249V100L250 99H245L244 98ZM252 100V99H251ZM250 100V101H251ZM253 100H254V97H253ZM63 101V102H62ZM129 101V100H128ZM222 101V100H221ZM59 102H57V100L55 101V103H59ZM130 102V101H129ZM207 102V100L205 101V103ZM210 103L212 102V99H211V101H209ZM223 102V101H222ZM225 102H227V100L225 101ZM225 102L223 103V105L225 104ZM253 102V101H252ZM255 102V101H254ZM12 103V102H11ZM13 103V104H14ZM213 103V102H212ZM215 103V102H214ZM218 103H220V101L218 102ZM257 103V102H256ZM130 104H133V103H130ZM129 104V105H130ZM12 105V104H11ZM135 104H134V107L136 106ZM215 105V107H218V106H216L217 104H214ZM222 105V106H223ZM226 105V104H225ZM231 105V106H230ZM257 105V104H256ZM5 106V105H4ZM3 106V108H5ZM132 106V105H131ZM207 106V105H206ZM209 107H211V106H209ZM214 106H212V108H213ZM225 107H223V108H225ZM254 107V106H253ZM256 107V106H255ZM132 108H133V106H132ZM131 108V109H132ZM211 108V109H212ZM219 108V107H218ZM221 108V107H220ZM53 109H55L56 111H53ZM136 109V108H135ZM134 109V110H135ZM209 109V108H208ZM210 109V110H211ZM216 109V108H215ZM214 108L212 109V110H215ZM128 110V109H127ZM129 110H130V108H129ZM129 110H128V112H129ZM219 111L221 110V109H218ZM128 112H127V116H128ZM208 112V111H207ZM209 112H211V111H209ZM218 112V111H217ZM126 113V112H125ZM133 113V112H132ZM31 114H32V118H31ZM211 114V113H210ZM213 114V113H212ZM225 114V113H224ZM222 116L223 115H221V117L220 118H222ZM123 117V116H122ZM126 117V116H125ZM125 117H123V118H125ZM206 117V116H205ZM208 117V116H207ZM206 117V118H207ZM218 117V118H219ZM127 118V117H126ZM134 118V117H133ZM214 118H215V120H214ZM25 119V120H24ZM26 119H28V120H26ZM205 119V118H204ZM19 120V121H18ZM24 120V121H23ZM134 120V119H133ZM222 120V119H221ZM221 120H219V122L221 121ZM7 121V120H6ZM13 121V120H12ZM25 121H26V123H25ZM119 121H120V123L121 124H119L118 126H116L115 124L117 123H119ZM129 121H131V120H129V118H128V121L127 122H129ZM8 122H11V121H8ZM21 123H22V125H21ZM26 126L25 128L23 127L24 125ZM222 124V123H221ZM13 125V124H12ZM114 125H115V127H114ZM120 125H122L121 127H120ZM223 125H224V123H223ZM14 126V125H13ZM216 126H218V125H216ZM226 126V127H227ZM116 127H118V128H116ZM121 129H120V128ZM13 128V127H12ZM18 128V127H17ZM215 128H216V130H215ZM219 128V127H218ZM224 128V127H223ZM222 128V129H223ZM26 129V130H25ZM125 130L126 132H119L118 130ZM144 130L143 131V133H145V134H141L142 133V131H140V130ZM221 129V128H220ZM220 129H219V131H220ZM25 130V131H24ZM138 130H139V132H140V134L139 133H137L138 132ZM222 131V130H221ZM262 131V132H261ZM22 132H23V134H22ZM217 132V133H216ZM259 132H261V134L259 133ZM121 133H123L122 135H120ZM243 133L245 134V137L249 140V138H250V136L252 137V135H255V134H257V136L259 135H262L263 136V139H262V142H258L257 141V143H258V145H259V143H260V145L259 146H261V148H259V149H257L258 147H257V143L255 144V148H256V150H254V149H252V148H249V147H247L246 148V146H242V144H243V142H242V138H243ZM17 134H16V136H17ZM22 134V136H20ZM205 134H207V135H205ZM219 134H220V132H219ZM246 134L247 135H249V137L248 136H246ZM127 135H129V134H127ZM144 136V138H142L141 136ZM225 135V134H224ZM130 136L131 135H129L128 136V138H130ZM145 136H146V138H145ZM219 136V135H218ZM256 136V135H255ZM254 136V137H255ZM256 136V137H257ZM261 136V137H262ZM4 137V136H3ZM220 137V136H219ZM218 137V138H219ZM254 137H252V138H254ZM255 137V138H256ZM260 137V138H261ZM16 138V137H15ZM259 138V137H258ZM1 139V138H0ZM4 139V138H3ZM7 139V138H6ZM222 139H223V137H222ZM244 140H245V138H243ZM8 140V139H7ZM27 140V141H28ZM131 140V141H130ZM226 140V139H225ZM224 140V141H225ZM258 140V139H257ZM10 141V140H9ZM16 141V140H15ZM223 141V142H224ZM259 141H260V139H259ZM4 142V141H3ZM5 142H6V140H5ZM4 142V143H5ZM20 142V141H19ZM245 142H247V140H245ZM9 143V142H8ZM29 143V142H28ZM18 144V143H17ZM22 144V143H21ZM249 145H251L250 143H248ZM248 144H246L247 146H248ZM254 144V143H253ZM263 144V143H262ZM3 145V144H2ZM8 145V144H7ZM10 146H11V143L9 144ZM19 145V144H18ZM23 145V144H22ZM221 145V144H220ZM4 146V145H3ZM2 146V147H3ZM222 146V145H221ZM264 146V145H263ZM250 147H253V146H250ZM253 147V148H254ZM35 148V149H36ZM129 148H131L130 149V151H129ZM9 149V148H8ZM34 149V148H33ZM262 151H264V150H262ZM259 152H261V150L259 151ZM259 152H258V155H260L259 157H258V155H257V157H258V159L261 157L262 158V161H260V162H264L263 161V154H264V152H262V153H260L259 154ZM244 153V154H243ZM224 154V153H223ZM256 154H257V152H256ZM222 155V154H221ZM262 155V156H261ZM8 156V157H7ZM21 156V157H20ZM32 156V157H31ZM5 157H7L9 160H10V164L13 166V167H11V168H13V169H15V170H11L10 169V167H9V163H8V161H4V160H6V159H3V158H5ZM251 157V158H250ZM18 158H21V162H18L19 160H18ZM260 158V159H261ZM3 159V160H2ZM7 159V160H8ZM129 159H130V161L132 162V163H130L132 166H131V168L130 169H126L125 167H127V162L126 161H129ZM257 159V160H258ZM15 160H17V161H15ZM220 160H222L221 162H220ZM124 162V164H122L121 163V165H120V163L119 162ZM126 162V163H125ZM258 162V163H257ZM257 163V164H256ZM9 164V165H8ZM14 164V165H13ZM263 165V164H262ZM221 166H223L222 165V163H221V165H220V169H222V167ZM225 166V165H224ZM223 166V167H224ZM122 167H124L125 169H123ZM178 167H181V169L180 168H178ZM180 169L181 171H182V177H180L181 176V174L179 175L178 173H177V175L175 174V170L178 172V171H180V170H178V169ZM129 170L131 171V172H133V176H134V178H133V180H130L129 178H127L128 176H127V174H128V172H129ZM217 170V171H216ZM130 172V173H131ZM183 172H184V174H183ZM221 171L219 170V172L218 173H220ZM223 172V171H222ZM221 172V173H222ZM131 175H132V173H131ZM183 175H185L184 177L185 178H183ZM216 176V177H215ZM132 177V176H131ZM218 177V178H217ZM217 181V182H218ZM225 181H223V183L225 182ZM220 182V181H219ZM263 182V183H262ZM203 184V183H202ZM207 184V183H206ZM216 184V183H215ZM214 184V185H215ZM219 184H221V183H219ZM193 185V184H192ZM197 185V184H196ZM204 185V184H203ZM210 185H212V184H210ZM260 185V186H259ZM195 186V185H194ZM193 186V187H194ZM199 186V185H198ZM208 186H209V184H208ZM217 186H218V184H217ZM216 186V187H217ZM259 186V187H258ZM264 186V185H263ZM200 187V186H199ZM211 187V186H210ZM220 187V186H219ZM223 188H224V186H222ZM262 187V186H261ZM129 188V187H128ZM197 188V187H196ZM207 188V187H206ZM205 188V189H206ZM214 188V187H213ZM218 188V187H217ZM9 189V188H8ZM7 189V190H8ZM194 188H192V190H193ZM210 189H212V188H210ZM33 190V191H32ZM120 190H122V188L120 189ZM119 190V193L118 194H121L122 192ZM126 190H127V188H126ZM197 190H198V188H197ZM208 190H209V188H208ZM207 190V191H208ZM218 190V189H217ZM1 191H2V189L0 190V193H1ZM5 191H2V192H5ZM123 191V190H122ZM124 191H125V188H124ZM129 191H130V189H129ZM128 191V192H129ZM194 191V190H193ZM205 191V190H204ZM203 191V192H204ZM211 191H213V190H211ZM227 191V192H228ZM11 192V193H10ZM121 192V193H120ZM126 192V191H125ZM148 192V193H147ZM198 192V191H197ZM209 192V194L211 193L210 191H208ZM191 193V192H190ZM216 193H218V192H216ZM251 193V197H253L252 196V192H250ZM258 193H261L260 192V190H259V192H257V194ZM2 194V193H1ZM4 194V193H3ZM117 194V195H118ZM125 193H123L122 195H124ZM130 194V193H129ZM132 194V193H131ZM172 194L175 196H172ZM195 194H197V193H195ZM208 194V196H210ZM220 194V193H219ZM218 194V196H220ZM256 194V193H255ZM262 194V193H261ZM128 195V194H127ZM170 195V196H169ZM181 195V196H182ZM188 195H190V194H188ZM223 194L221 193V196H222ZM178 196V195H177ZM185 196V195H184ZM187 196V195H186ZM193 196V195H192ZM192 196H191V198H192ZM197 196V195H196ZM195 196V197H196ZM202 196V195H201ZM205 196H207V195H205ZM208 196L204 199V200H206V202H207V200L209 201L210 199V197L208 198ZM224 196H225V194H224ZM257 195H255V197H253V198H257V201L259 200V198L261 197V195H259L258 194V196H259V198H258V196L256 197ZM4 197H5V195H4ZM121 197V196H120ZM122 197H124V196H122ZM125 197H126V195H125ZM124 197V198H125ZM146 197H147V199H146ZM163 197V199H160V198H162ZM197 197H200V193H199V195L197 196ZM204 197V196H203ZM202 197V198H203ZM223 197V196H222ZM225 198V199H229V198ZM244 197H246V196H244ZM244 197H243V200H244V202H245V200L246 199H244ZM251 197H250V202L252 203L253 201V199L251 200ZM123 198V199H124ZM128 198H129V195H128ZM178 198H180V197H177V199ZM190 198V199H191ZM194 198V197H193ZM211 198H212V196H211ZM220 198V197H219ZM219 198H217V199H219ZM246 198H248V197H246ZM119 199V198H118ZM117 199V200H118ZM122 199V200H123ZM144 199H146V200H144ZM158 199H160V200H158ZM182 199H183V196H182ZM195 199V198H194ZM196 199H198V198H196ZM215 199H216V197H215ZM224 199V200H225ZM261 199V198H260ZM264 199V198H263ZM121 200V201H122ZM129 200V199H128ZM130 200H131V198H130ZM133 200H131L132 202H135V201H133ZM151 200V201H150ZM166 200V199H165ZM181 200V199H180ZM186 200H188V198L186 199ZM186 200L184 199V201L186 202ZM198 200H200V199H198ZM213 199H211L210 201H212ZM262 200V199H261ZM261 200H259V201H261ZM120 201V200H119ZM164 201V200H163ZM168 202H169V200H167ZM167 201H165V202H167ZM171 201V200H170ZM174 201H176V199L174 200ZM181 201H183V200H181ZM248 201H249V199L247 200V205L246 204H244V202H242L243 204H241V205H245V206H247V207H249V205H250V202L248 203ZM264 201V200H263ZM124 202H126V198H125V200L123 201V203ZM131 202V203H132ZM137 202H135V204L134 203H132L133 205H137L136 203ZM173 202V201H172ZM171 202V203H172ZM177 202V201H176ZM179 200H178V204H179ZM184 202V203H185ZM201 202V200L199 201V203ZM214 202H216V201H214ZM228 202V201H227ZM122 203V204H123ZM128 204H129V202H127ZM131 203H130V205H131ZM144 203H146V204H144ZM144 203H142V204H144L145 206L143 207V208H139L138 207V205H140V204H138L137 205V207L136 208H138V209H140L139 211H138V209L136 210V211H134L135 213L137 212H140L141 211V209H142V211L143 210H145L147 207H148V202L146 201V202H144ZM170 203V202H169ZM182 203V202H181ZM183 203V204H184ZM237 203V204H236ZM173 204V203H172ZM171 204V205H172ZM194 205H195V203H193ZM204 204V203H203ZM207 203H205V205H206ZM210 204V203H209ZM59 205V206H58ZM117 205H119V204H117ZM130 205L128 206V207H130ZM147 205V206H146ZM161 205H163V203L161 204ZM170 205V204H169ZM177 204L175 203V206H176ZM192 205V204H191ZM201 205H202V203H201ZM216 205V204H215ZM239 206V207H243V206ZM258 205V204H257ZM256 205V206H257ZM261 204H259V206H260ZM2 206V207H1ZM124 206H127V204H125ZM142 206V205H141ZM173 206V205H172ZM180 206V205H179ZM178 205H177V208L179 207ZM181 206H182V204H181ZM187 206V205H186ZM204 206V205H203ZM202 206V207H203ZM207 207H208V205H206ZM210 206H212V205H210ZM214 206V205H213ZM259 206L258 207H253V204H252V206L250 205V207H252V209L253 208H255L254 210H256L257 208H259ZM132 207V206H131ZM134 207V206H133ZM134 207V208H135ZM159 207H161V206H159ZM163 207V206H162ZM192 207H193V205H192ZM192 207H190V208H192ZM201 207V206H200ZM199 207V208H200ZM220 207V206H219ZM224 207V206H223ZM239 207H238V209H239ZM126 207H124V209H125ZM133 208V209H134ZM135 208V209H136ZM170 208H171V206H170ZM169 208V209H170ZM189 208V207H188ZM196 208V207H195ZM215 208V207H214ZM227 208H229V206L227 207ZM231 208V207H230ZM245 208V207H244ZM120 209V210H119ZM123 209V210H124ZM127 209V208H126ZM129 209V208H128ZM161 209V208H160ZM160 209H159V212H162V211H160ZM163 209V208H162ZM168 209V210H169ZM173 210H174V208H172ZM181 209V208H180ZM194 209V208H193ZM207 209V208H206ZM211 209V208H210ZM218 209V208H217ZM221 209V208H220ZM226 209V208H225ZM224 209V210H225ZM251 208H250V210H252ZM147 211H148V213L150 212V210H148V209H146ZM145 210V211H146ZM157 210H158V208H157ZM172 210V211H173ZM183 210H184V208H183ZM199 210V209H198ZM212 210H213V207H212ZM249 210V211H250ZM252 211L253 212V214H252V216L253 215H256V213H254V212H257L258 210H256V211ZM127 211V210H126ZM146 211V212H147ZM164 211H165V209H164ZM176 211V210H175ZM186 211V210H185ZM191 211H192V209H191ZM190 211V212H191ZM204 211V210H203ZM202 211V212H203ZM209 211V210H208ZM219 211V210H218ZM222 211H223V209H222ZM226 211V210H225ZM227 211H229V209L227 210ZM230 211H231V209H230ZM239 211H241V210H239ZM248 209H247V214H248ZM3 212V211H2ZM107 212H108V214L109 213H113L116 217H117V219L113 216L112 217V215H111V217L113 218V220H115L116 219V223H110V222H108V223H110L111 225H113L114 227H117L118 226V228H120L121 226H123V228L122 229H120L119 230V232H118V230H117V232L116 233H114V229H110V230H106L107 228H104L105 229V231H108V234H105V233H103V230L101 231L103 234L102 235H104L103 237H100V235L101 234H99V233H101L100 232V229H101V227H102V229H103V226L105 225H108V223L106 222V224H103V226H100V224H99V226H100V229H98L99 228V226L97 225L98 223L97 222H99V223H101L102 224V222L100 221V217L102 216H104V215H102L103 213L105 214H107ZM131 212H132V209H131ZM130 212V213H131ZM134 212H132L131 214H133ZM150 212V213H151ZM180 212V211H179ZM187 212V211H186ZM188 212H189V209H188ZM195 212V211H194ZM199 212V211H198ZM215 212V211H214ZM35 213H38V215L40 216V219H41V216H52L49 220H45L46 221V223H45V226H44V228H40L41 226H42V224L44 225V223H43V221H42V219H44L43 217H42V219H41V221H42V223H41V225L39 224V217L38 216H36L37 214H35ZM124 214L125 213H129L128 211L127 212H125V210H124V212H123ZM122 213V214H123ZM142 212H140V216L141 217H139L140 218V221H141V219H143L142 220V223L140 224V225H142L141 227H143L144 226V228H143V231L145 232V231H148L149 229H147L146 230V228L148 227V225L144 222V220L145 219H147V217L149 216L148 215V213H146L145 214V212L143 211V213L141 214ZM158 213V212H157ZM156 213V214H157ZM163 213V212H162ZM162 213H160V214H162ZM168 213H169V211H168ZM167 213V214H168ZM180 213H182V212H180ZM196 213V212H195ZM204 213V212H203ZM205 213H206V211H205ZM221 213V212H220ZM223 213V212H222ZM225 213H227V212H225ZM225 213H223L224 215H225ZM231 213V212H230ZM229 213V214H230ZM239 213H242V215H243V213H246L245 211H244V209H243V212H239ZM257 213H260L259 211L257 212ZM3 214V215H2ZM35 214V216H34V218L37 220L36 221V223L38 222V225H36V226H38L39 227V229H42V233H40V236H36V234L35 235H33L31 232H32V230L34 229V227L32 228V229H30L29 230V232H30V234H28V236H22V235H20L21 234V232L23 233V231H24V229H23V226H27V225H29L30 223H28L29 221H32L31 223L32 224H30V228H31V225H33L34 226V222H35V220H34V218L32 217L33 215ZM105 214V215H106ZM107 214V215H108ZM145 214V215H144ZM155 214V215H156ZM165 214V213H164ZM170 214V213H169ZM178 214V213H177ZM187 214V213H186ZM201 215H202V213H200ZM213 214V213H212ZM251 214V212L248 214V215H250ZM31 216V218L29 217V216ZM106 215V216H107ZM110 215V214H109ZM137 215V214H136ZM148 215V216H147ZM152 215V214H151ZM166 215V214H165ZM164 215V216H165ZM171 215V214H170ZM169 215V216H170ZM191 215V214H190ZM192 215H194V214H192ZM191 215V216H192ZM201 215H199V216H201ZM216 215V214H215ZM224 215H222V216H224ZM263 215V214H262ZM5 216V217H4ZM25 216H28L30 219H32V220H30V219H28V217H25ZM100 216V217H99ZM128 217V215L126 214L125 215V217H124V215L121 217V219H123V217L126 219L127 217ZM144 216H146V217H144ZM163 216V217H164ZM171 216H173V215H171ZM177 216H179L180 217V215H177ZM177 216L175 217V218H177ZM182 216H185L184 214H182ZM204 216H206L207 217V214H204ZM210 216H212V215H210ZM213 216H214V214H213ZM226 216H228V214L226 215ZM4 217V218H3ZM21 217H23V218H21L22 219V221L24 222L25 221V218H27L26 220V222H27V224L26 225H24L25 223H15L14 222V220L16 221V219H20ZM36 217H38V218H36ZM47 217V218H48ZM108 217V216H107ZM131 215H130V220H131ZM137 217V216H136ZM151 217V216H150ZM153 217H154V215H153ZM160 217H162L161 215H160ZM160 217H158L159 219H162V218H160ZM188 217H190V216H188ZM197 217V216H196ZM215 217V216H214ZM221 217V216H220ZM220 217H219V219H220ZM243 217H244V215H243ZM254 217H257V216H254ZM253 217V218H254ZM105 219H106V217H104ZM103 218V219H104ZM109 218L110 217H108L107 219L109 220ZM112 218H111V220H109V221H113L112 220ZM115 218V219H114ZM134 218V217H133ZM149 218V217H148ZM155 218V217H154ZM157 218V217H156ZM174 218V217H173ZM182 218V217H181ZM187 218V217H186ZM223 218V217H222ZM234 218H236V217H234ZM98 219H99V221H98ZM102 219V218H101ZM107 219L105 220V221H107ZM120 219V218H119ZM136 218H134V220H135ZM138 219V218H137ZM150 220L152 219V217L151 218H149ZM149 219H147V220H149ZM165 219H168L167 217L165 218ZM183 219V218H182ZM190 219H192V221H193V218H189V221H190ZM212 219V218H211ZM256 219V218H255ZM154 220V219H153ZM157 220V219H156ZM163 220V219H162ZM173 220V219H172ZM188 220V219H187ZM187 220H186V222H187ZM198 220V219H197ZM200 220V219H199ZM218 220V219H217ZM216 220V221H217ZM19 221V220H18ZM44 221V222H45ZM62 221H64L65 222V224H64V226H63V228H60L59 227V225H60V223L62 222ZM103 221V220H102ZM133 221V220H132ZM131 221V222H132ZM139 221V220H138ZM158 221V220H157ZM176 221V220H175ZM179 221V220H178ZM185 221V220H184ZM210 221V220H209ZM215 221V222H216ZM5 222V223H6ZM20 222H21V220H20ZM64 222H62V223H64ZM115 222V221H114ZM119 222V223H118ZM177 222V221H176ZM197 221H195V223H196ZM208 222V221H207ZM61 223V224H62ZM97 223V224H96ZM104 223V222H103ZM117 223L118 224H121V226L119 227V225H117ZM134 223H136V222H134ZM138 223H140V222H138ZM147 225V227H145V224ZM157 223H159V221L157 222ZM156 223V225H158ZM179 223V222H178ZM189 223V222H188ZM192 223V222H191ZM1 224H2V226H1ZM14 224H15V226H14ZM59 224V225H58ZM137 224V223H136ZM135 224V225H136ZM144 224V225H143ZM149 224V223H148ZM153 224V223H152ZM152 224L150 225V226H152ZM161 224V223H160ZM159 224V225H160ZM168 224V223H167ZM179 224H181V223H179ZM209 224V223H208ZM18 225H21V226H18ZM23 225V226H22ZM63 225V224H62ZM111 225H109V228H111ZM115 225H117V226H115ZM131 225H133L134 226V224H131ZM154 225V224H153ZM189 226H190V223L188 224ZM193 225V224H192ZM204 226L206 225L205 223L203 224ZM203 225H201V226H203ZM128 226V227H127ZM132 226V228H134L135 229V226L133 227ZM139 226V225H138ZM218 226V225H217ZM245 226V229H246V231L248 232V230L251 232L250 234H252L248 239L250 240H252L251 241V243H249V244H251L252 246H250L251 248L254 246V248L255 249H251L252 251H253V255H254V253L257 251H259V254H260V252L262 253V254H260V255H258V253H255V254H257L256 256H263V250H264V216L262 217V218H258L257 217V220H255V222L253 223V225L251 226V227H249V226H247L246 224L244 225ZM19 227H21L20 229H22L23 231H19L20 229H19ZM27 227H29V226H27ZM57 227V228H56ZM62 227V226H61ZM108 227V226H107ZM137 227V226H136ZM160 227V226H159ZM168 227V226H167ZM167 227H165L164 226V228H167ZM184 227H188L187 225L186 226H184ZM193 227V226H192ZM213 227V226H212ZM220 227V226H219ZM139 228V227H138ZM158 228V227H157ZM156 228V229H157ZM169 228V227H168ZM183 228V227H182ZM189 228V227H188ZM218 228V227H217ZM140 229V228H139ZM160 229V228H159ZM162 230H163V228H161ZM160 229V232L162 231ZM172 229H173V227H172ZM179 229V228H178ZM190 229V228H189ZM189 229H187V232H189ZM209 229V228H208ZM211 229V228H210ZM213 229H214V227H213ZM216 229V228H215ZM224 229V228H223ZM25 230H27V232H28V229L26 228ZM133 230V229H132ZM131 230V231H132ZM136 230V229H135ZM135 230H134V232H135ZM152 230H153V228H152ZM165 230V229H164ZM169 230H170V228H169ZM181 230V229H180ZM179 230V231H180ZM192 230V229H191ZM195 230V229H194ZM20 233H19V232ZM35 231H37V230H35ZM34 231V232H35ZM39 231H41V230H38V232ZM129 231V233H127ZM137 231V230H136ZM139 231V230H138ZM137 231V232H138ZM143 231H142V233H143ZM174 231V230H173ZM173 231H171V232H173ZM206 231H208V230H206ZM222 231V230H221ZM26 232V231H25ZM24 232V233H25ZM33 232V233H34ZM133 232V231H132ZM137 232H136V235H137ZM151 232V231H150ZM163 232H166V231H163ZM169 232V231H168ZM170 232V233H171ZM177 232V231H176ZM176 232H173V234H176ZM191 233H192V231H190ZM204 232V231H203ZM247 232H246V234H247ZM23 233V234H24ZM139 233V232H138ZM146 233V232H145ZM144 233V234H145ZM156 233H158V231L156 232ZM155 233V234H156ZM162 233V232H161ZM181 233V232H180ZM182 233H186V232H183L182 231ZM181 233V234H182ZM213 233V232H212ZM254 233V234H253ZM38 234V233H37ZM160 234V233H159ZM173 234L171 235V236H173ZM188 234V233H187ZM190 234V233H189ZM249 233L247 234V237L250 235ZM25 235H27L26 233H25ZM97 235L100 237V238H102V239H98L97 238ZM133 235H135L134 233H133ZM141 235V234H140ZM157 235V234H156ZM177 235V234H176ZM192 235H193V233H192ZM85 236V237H84ZM132 236V235H131ZM137 236H139V235H137ZM144 236V235H143ZM143 236H142V238H143ZM145 236H148V234H146ZM144 236V237H145ZM151 236V235H150ZM164 236V235H163ZM168 236V235H167ZM167 236L165 237V238H167ZM171 236H169L171 239H172V237ZM179 236V235H178ZM188 236V235H187ZM202 236V235H201ZM205 236V235H204ZM254 236H256V237H254ZM262 236H263V238H262ZM87 237V239L85 240L86 241V244H87V246L88 247H86L87 249H86V252H84V253H86V255L85 254H83V252L82 251H84L83 250V247L85 246V244H84V238H86ZM136 236H134V238H135ZM149 237V236H148ZM147 237V238H148ZM157 237H160L159 235L157 236ZM175 237V236H174ZM177 237V236H176ZM180 237V236H179ZM178 237V238H179ZM186 237V236H185ZM189 237V236H188ZM190 237H191V234H190ZM254 237V238H253ZM259 237L261 238V239H259ZM141 238V239H142ZM146 238V237H145ZM153 238V237H152ZM152 238H150L151 240H152ZM156 238V237H155ZM160 238H164V237H160ZM178 238H174V242H175V239L177 240ZM187 238V237H186ZM198 238V237H197ZM196 238V239H197ZM253 238V239H252ZM131 239H133V236H132V238H130V240ZM136 239H138V237L136 238ZM140 239V240H141ZM144 239V238H143ZM149 239V240H150ZM169 239V238H168ZM180 239H181V237H180ZM179 239V240H180ZM185 239V238H184ZM196 239H195V241H196ZM205 239V238H204ZM209 239V238H208ZM211 239V238H210ZM209 239V240H210ZM242 239V238H241ZM248 239H246L245 240V242H243V244L245 243L246 245H247V248L244 246V245H242V244H239V243H235V244H239V246H241L240 248H242V246H244V249L246 248L247 250H246V257H245V263L246 264H250V263H248V261L250 262V253H249V251H251L250 249H248L249 247H248V242L247 241H249ZM3 240V241H2ZM134 240V239H133ZM133 240H131V241H133ZM139 240V242H141ZM146 240V239H145ZM150 240V241H151ZM154 240V239H153ZM159 240V239H158ZM173 240V239H172ZM179 240H177V243H180V242H178ZM187 240V239H186ZM199 240H200V243L202 242L201 241V239L199 238ZM206 240V239H205ZM254 240L256 241L255 242V245H254ZM259 240L261 241V242H259ZM129 241V242H128ZM134 241H136V243H137V240H134ZM157 240H155V241H153V244H154V242H156ZM163 241V240H162ZM169 241H171V240H169ZM204 241V240H203ZM239 241H241V240H239ZM243 241V240H242ZM164 242V241H163ZM163 242H162V244H163ZM166 242V241H165ZM199 242V241H198ZM206 242V241H205ZM211 242V241H210ZM238 242V241H237ZM247 242V243H246ZM133 243H135V242H133ZM136 243L133 245V246H136L137 248H138V245L139 244H137L136 245ZM143 243H144V241H143ZM151 243V242H150ZM167 243H168V241H167ZM169 243H172V242H169ZM177 243H175V244H177ZM193 243H194V240H193ZM192 243V244H193ZM156 244V243H155ZM165 244V243H164ZM173 244V243H172ZM195 244V243H194ZM193 244V245H194ZM204 244V243H203ZM207 244H208V241H207ZM143 245V244H142ZM152 245V244H151ZM157 245V244H156ZM158 245H159V242H158ZM161 245V244H160ZM159 245V246H160ZM187 245V244H186ZM190 244L188 243V246H189ZM198 243H196L195 245H194V247H198ZM201 245H202V243H201ZM229 244H227V246H228ZM133 246H132V248H133ZM162 246V245H161ZM205 246H207L206 244H205ZM226 246V247H227ZM230 246V245H229ZM235 246V245H234ZM237 246V245H236ZM157 248H158V246H156ZM155 247V249H152V250H156L157 248ZM164 247V246H163ZM193 247V246H192ZM233 247V246H232ZM135 248V247H134ZM172 248H174V247H172ZM182 248H188V247H182ZM237 248V247H236ZM85 249V248H84ZM89 249V251L87 252V250ZM115 249V248H114ZM119 249V250H120ZM159 249V248H158ZM157 249V250H158ZM183 249V250H184ZM101 250V251H100ZM116 250V249H115ZM114 250V251H115ZM122 250H123V252H122ZM133 250H136V249H133ZM180 250V249H179ZM182 250V251H183ZM186 250V249H185ZM199 250H200V248H199ZM255 250V251H254ZM43 251V252H42ZM48 253H46V252ZM113 251V250H112ZM137 251V250H136ZM169 251H171L170 249H169ZM194 251V250H193ZM16 252V253H15ZM139 252V251H138ZM138 252L136 253V254H138ZM145 252V251H144ZM153 252V251H152ZM180 252H181V250H180ZM190 252H192V251H190ZM196 251H194V252H192V253H195ZM198 252V251H197ZM196 252V253H197ZM3 253V254H4ZM25 253V254H26ZM33 253V252H32ZM42 253H43V255H42ZM47 254V256H49V257H47L46 256V254ZM115 253V252H114ZM134 253V252H133ZM133 253L131 254V255H133ZM177 253V252H176ZM179 253V252H178ZM177 253V254H178ZM185 253V252H184ZM183 253V254H184ZM30 254H31V252H30ZM118 254V253H117ZM129 254V253H128ZM140 254V253H139ZM142 254H143V252H142ZM145 254V253H144ZM174 254V253H173ZM180 254H182V252L180 253ZM182 254V255H183ZM199 254V253H198ZM197 254V255H198ZM234 254H236V253H234ZM1 255L2 256H4V257H1ZM24 256V258L25 259H21L20 260V256ZM29 255V254H28ZM36 255H34V256H36ZM124 255V254H123ZM122 254H121V256H123ZM125 255H127L126 254V252H125ZM125 255H124V257H125ZM131 255H129V256H127V257H131ZM181 255V256H182ZM192 255V254H191ZM252 255V256H253ZM30 256V255H29ZM47 258H46V257ZM170 256V255H169ZM176 256H178V255H176ZM180 256V257H181ZM255 256V257H256ZM19 257V258H18ZM33 257V256H32ZM42 257V258H41ZM44 257H45V259H44ZM86 257V258H85ZM106 257V256H105ZM123 257V258H124ZM135 257H137V255L135 256ZM173 257V256H172ZM172 257H170V259L172 258ZM179 257V258H180ZM189 257L190 256H188V258L187 259H189ZM254 257V256H253ZM23 258V257H22ZM36 258H38L37 256H36ZM35 257H33V258H31V259H36ZM85 258V259H84ZM107 258H108V256H107ZM141 258V257H140ZM148 258V257H147ZM152 257H150L149 258V260L151 259ZM166 258L168 259V257L166 256ZM178 258V257H177ZM177 258H175L174 257V259H177ZM264 259V257H261L260 259ZM109 259H112L111 257H109L108 258V260ZM115 259V258H114ZM131 260H135V262H136V260H141V259H139V258H130ZM154 259V258H153ZM182 259H183V257H182ZM257 259V262L259 263V262H261L260 260L258 261V257L256 258ZM15 260H16V262H15ZM20 260V261H19ZM142 260H143V257H142ZM169 260V259H168ZM171 260H173V258L171 259ZM170 260V261H171ZM178 260V259H177ZM180 260H181V258H180ZM184 260V259H183ZM254 260V259H253ZM1 261V260H0ZM10 261V262H9ZM22 261V262H21ZM33 261V260H32ZM31 261V262H32ZM104 261V262H105ZM112 261V260H111ZM111 261H109V262H107L106 261V264L107 263H110ZM117 261H119L118 259H117ZM174 261V260H173ZM182 261V260H181ZM186 261V260H185ZM225 261V260H224ZM227 261V260H226ZM236 261V260H235ZM262 261H264V260H262ZM26 262V261H25ZM113 262H115V260L113 261ZM126 262H128V261H126ZM130 262H132V261H129V263L128 264H130ZM177 262V261H176ZM176 262H175V264H176ZM183 262V261H182ZM222 262V261H221ZM233 262V261H232ZM256 262V261H255ZM256 262V263H257ZM3 263V264H4ZM35 263V262H34ZM120 262H118V264H119ZM133 263H134V261H133ZM137 263V262H136ZM144 263V262H143ZM162 263H164V262H162ZM229 263V262H228ZM236 263V262H235ZM234 263V264H235ZM241 263V262H240ZM242 263H243V261H242ZM0 264H2L1 262H0ZM32 264H33V262H32ZM112 264V263H111ZM121 264H123L122 262H121ZM125 264V263H124ZM139 264H142V263H139ZM170 264V263H169ZM178 264H180V263H178ZM218 264V263H217ZM259 264H261V263H259ZM262 264H264V262H262Z\"/></svg>", "mask_w": 264, "mask_h": 264}, {"label": "rangeland", "instance_id": "2", "mask_svg": "<svg viewBox=\"0 0 264 264\" xmlns=\"http://www.w3.org/2000/svg\"><path fill=\"white\" fill-rule=\"evenodd\" d=\"M4 1H6V2H5L6 4H8V3H9L10 5L12 4L10 10H12L13 8H14V9L12 10L11 13H10V12L7 13V12H3L4 6H3V8L1 7V8H0V10L2 9V10H1V11H2L1 14L4 15V13H5L6 15H4L5 18L1 17L2 15H0V21L3 22V19H5L4 22L6 21L5 23H7V22H8L7 20H9L8 17H10V15H12V18H11L10 21L13 20V22H15V26H16L18 29H16L17 31H16L15 29H13V30H12V33L10 32L11 30L8 31V33H9V32H10V33L7 35V33H6V34L4 33L5 31L7 32V29L4 28V29H5V30H4V29H3V26H1V24H5V23H0V26H1L0 28L2 29V32H3V34H2V38H1V42H0V44H1V47H0V73H1V74H5V75L7 74V76H9L7 79L10 78V79H9V82H8L7 79H5L4 81L6 82V80H7V82H6V83L2 82L3 85H4V84L6 85L7 83L9 84L10 81H11V79H12V83H13V84H14V83L16 82V80H17V82L15 83V87L17 86L16 89H18V90L20 89V91H22L23 89L25 90V89H26V86H27V81H26V79L24 80V78L26 77V76L24 77V74H25V70H26L25 68H27V67H26L27 65H25V68H24V65H23L20 61L18 62L17 59H16V63H15V59H14V61H13V57L10 56V55H12V54H10L11 52L7 53V49H9V47H10V48L12 47L10 51L15 50L16 48H15L14 46H18V43H19V47L21 48V47H23L25 44H27L26 42H29V40H31V39H32L31 41L33 42V41H34L37 37H39V36H40V39L37 38L36 41H37V42L39 41L40 44L44 47V46H45V43L43 42L42 37H43V35H44V37L47 38V41L49 40V39H48V38H49L48 36L51 37L50 34L53 33V32H52V28H54V26H53V25H54V24H53L54 22H53V21H55L56 18H61V17L63 16V14H64L65 11L63 12L62 9H64V8H63L64 6L62 7L61 5H62V3L65 4V2H66L67 0H66V1H65V0H56V2H55L54 0H35L36 2H34V0H24V1H23V0H22V1H18V0H17L18 3H17L16 0H12V1H11V0H10V1H9V0H0V2H3V3H4ZM8 1H9V2H8ZM30 1L33 2V4H34V3H37L38 1H41L43 6L41 5L40 2H38V3H37L38 6H39V8H38L37 6H33V4L30 3ZM47 1H48V2H47ZM68 1H69V0H68ZM70 1H71V0H70ZM81 1H82V0H81ZM81 1H80V3H81ZM88 1H89V3H90L92 0H88ZM88 1H83V3H84V2L87 3ZM97 1L99 2V0H94V2H92V3H95V2H97ZM102 1H103L104 3H102L101 0H100V3H101L102 6L96 3V4L98 5L97 8H99V7L101 6V8H99V9H100V11L102 12L103 9L105 10V8H110V7L112 6L113 8H112V7H111V8H112L113 10L110 9V11L112 10L113 12H115V14L111 11V12H112V15H109V14H111V12H110L108 9H106V12L104 11V13H106V14H104V13L100 14V11H99L98 13H94V14H92L93 11H94L95 9H96V10H95L94 12H97L99 9L97 10V8H95V7H94V9H93V8H89V9H91V10H89L90 13H91V11L93 10L92 13H91L92 15L89 14V16H90V17L93 16V17H92V20L96 18L95 21L93 20V22H91V21H92L91 18H90V20L87 19V18H88V17H87V14H88L89 12L85 10V9H87V8L89 7L90 4H88V6L86 5L87 8H85V6H84L85 4L82 3L83 6H84V8H82L81 11H83V9H84V11H86L87 14H86V12H85L86 18H84V15H83V18H81L82 21L80 20V22L82 23L81 27H83V25H84V27H85L86 25H88L89 27L87 26V28H89V30H90V28H91L93 25H94L95 27H96V26H99L98 24L103 25V26H107V28H106V27L103 28V26H102V28H101V26H100L98 29H99V33H100V32H105V33L108 32V35H107V34H104V35H103L102 33H100V34H101V36H100V35H98L99 33L95 34L96 37H97V39L99 38V36H100L101 38H104V40L100 38L101 41L99 42V39H98V40L95 39V35L92 34V32H91L92 30H90L89 33L87 32V33H88V34H87L86 31H88V29L86 28V29H87V30H86V29L83 27V28H81V29H82L81 32H82V31L84 32V30H85V33H82V34H81V38L84 37L83 40L81 39V43L84 45L85 39H86L87 37H89V36H90V37H89V38H90V41H89V38H88V41H86L87 43L91 44V41H92L93 39L96 40V42L93 43V41H94V40H93V41H92V44H91L92 46L89 45L90 47H89L86 43H85V46H82V44H80V43H78V46H77V44H75V45H76L77 47H81V51L84 52L85 49H82V48H83V47H86V45H87V47L91 48V51H92V48L95 46V44H96L97 42H98L99 44L102 42L101 45H102L103 49H104L105 45L108 44V48H107V45H106V47H105V49H104L105 52H104V50H102V49H100V48H96V47L93 48V53H96V51H97V52L99 51V53H97V55H98V54H100V55L103 54L104 56H103V55H101V56H100V55L95 56L96 54H93L92 52H88V53H92V54H93V57H95V58L97 57L98 60L101 59V58L104 60V59L106 58V56H107V58H106L107 60L105 59L107 62H106L105 60L102 61V59H101V63H100V62H99L100 60L98 61L97 58H96L97 62H99V64L97 63V66H99V68H100V66H102V64H103V65L105 64V66H106V64H108L109 61H112L113 64L117 63V61H121V63L117 66V70H118V72H117V74H116L115 76H117L119 73H122V71L125 72V69H126L125 67H126V65H128V64H125V63H129V62H130V63H133V61H134V62H137V61H138L140 64L143 63L145 67H146V66L149 67L148 65H149L150 63H152V62L154 61L153 63L157 64V62H158L159 60L161 61V58L164 57L165 55H166V56H165L164 58H162L163 61L166 60V57H167V59H174V58H172V57H175V59H176V58L178 57L177 55H180V56H181V57H179V58H177V59L183 60V61H185V62L183 63V61H182V62L179 61L181 64L178 62L177 67H178L179 71H180V70L183 71V69H187V68H192V65H193V61H192V60L195 59V56H196V54H197V52H198L197 47L200 48L201 50H207V49H208V50L211 51V50L213 49L212 47H214V45H213L214 43H213V42H216V41L218 40L219 37L223 36L224 39H226V41H227V37H229V36H228V35H229V25H230V24H229V21H228V23H227V20H225V17H224V20H223V21H226V24H225V26H224V25H222V22H223V21H222V19H221V18H222L221 16H223V15L225 14L224 12H226V15L229 13L228 10H229V6H230V5L228 6V10H226V8H227L226 5H228V4L230 3V2L228 3V0H227V1H225V0L217 1V0H216V1H215V4H216V2H217L218 4H216L217 6H215V7H214L213 5H211V4H214V3L210 2V5H211L212 7H214V10H220V9H221V10H226V11H223V12L221 11V12H220V15H219V16H220V19H218V18H216L217 20L214 19V22H217L218 20H221V22H220L221 24H218L219 22L216 23V24H218L217 26H218L219 32H216V29H215V28H212V29L215 30V33H216V34L214 33V31H212L211 27H213V25H212L213 23L211 24V27H208L209 30H211V31L213 32V34H212L211 32H209V33H210V35H209V39H211L212 42H211V40L209 41V39L207 40L208 37H207V38H204V37H203V38L206 39L207 41H202L203 38L201 37V35H199V36H200L199 39L202 38V40H198V38H195V36H197V35H196L197 33L194 35L193 33H195V32H191V30H193V29H190V28H187V29H186V28H184V26H185V27H186V26H187V27L190 26V25H187V24H181V23H180V25H182V26H180V25L178 24V26H177L178 28H177V27H171L172 29H170V26L168 27V25H169V21L171 22L170 18L172 19V17H174V14H173V15H172V13L169 14V13H167L168 11H166L165 14H163V15H165V18H164V17H162V19L160 18V16H162L161 14L164 12V10H165V9L168 10L167 7L163 6L164 3H163V5H160V4H159V5L162 7V11H163L162 13H160V11H159L160 14H159L158 16H159L160 19H157L158 17H157V18H154V19H153V18H152V19L149 18V17H155V16H154V13H155V14H156V13L158 14L157 11H158V10H161V9H158V8H157V7L159 6V5L156 3V2H158V0H154L155 2H153V0H149V1H147V2H149V3H148L149 6H148L147 9L144 10V12L146 11V13H139V12H142V10L138 9V8L140 7V5H139L140 3H141V4L143 3V5H147V4H145V3H146L145 0H143V2H142L141 0H140L139 2H138V0H136V1H135V0H131V1H130V0H127V3H128V1H129V5H128L127 3H125L126 0H124L125 2H123L122 0H112V1H110V0H106L107 2H110L109 5L106 4L107 2H106L105 0H102ZM114 1H115V3H114ZM116 1H117V2H116ZM132 1H135L136 3H135V2H132ZM187 1H189V0H187ZM197 1H199V2H197L198 4H196V0H194V2H193V3H195V6H196V5H200V4H199V3H200V0H197ZM203 1H204V0L201 1V5H202V2H203ZM206 1H213V0H206ZM223 1H224V4H226V3H227V4H226V5H222V2H223ZM239 1L242 2L241 0H239ZM246 1L248 2V0H246ZM250 1H252V0H250ZM250 1H249V3H250ZM256 1H257V0H256ZM262 1H263V0H262ZM7 2H8V3H7ZM13 2H14V3H13ZM28 2H29V4H31L32 6H30V5L28 4ZM45 2H46V3H45ZM49 2H50V3L52 2V3L50 4ZM53 2H55V3H54V6H52V5H53ZM71 2H72V1H71ZM71 2H70V3H71ZM73 2H74V1H73ZM151 2H152V4H150ZM160 2H161V1H159L158 3H160ZM190 2L192 3V0L189 1V4H191ZM220 2H221V3H220ZM257 2H260V0L257 1ZM257 2H256V5H255V2H253L254 5H252V2H251V5L253 6V8H256V7H257L256 10L259 11V10H260V8H259L260 6L257 4ZM47 3H49V4L51 5V7H50V5H48L50 8H48ZM75 3H76V4H75ZM78 3H79V0H76V2H74V4H75L74 6L77 7V4H78ZM112 3H113L114 5H112ZM133 3L136 5V11H138V12H134L135 10H134V8H133V7H134V6H133V5H134ZM138 3H139V4H138ZM219 3H220L222 6H225V7L222 8V6H220ZM243 3H244V1H243ZM261 3H262V2H260L259 4H261ZM1 4H2V3H0V5H1ZM9 4H8V7H10ZM39 4H40V5H39ZM66 4H68V2H67ZM82 4H81V7H82ZM96 4H95V5H96ZM105 4H106V5H105ZM110 4H111V5H110ZM115 4H116V6H115ZM120 4H122V5H120ZM124 4H125V5H124ZM215 4H214V5H215ZM244 4L249 5L248 3H244ZM263 4H264V1H263ZM2 5H4V4H2ZM16 5H17V6H16ZM25 5H28V6H25ZM44 5H45V6H44ZM97 5H96V6H97ZM103 5H105V6L103 7ZM107 5H108V7H107ZM130 5H131V6H130ZM138 5H139V6H138ZM143 5L140 7L141 9H142ZM151 5H152V6H151ZM157 5H158V6H157ZM218 5H219V6H218ZM240 5H241V4H240ZM247 5H244V7L247 6ZM251 5H249L248 7H245L247 11L250 9V7H251V10H253ZM257 5H258L259 7H258ZM41 6H42V7H41ZM57 6H59L60 8L57 7ZM67 6L70 7L69 4H68ZM72 6H73V4H72ZM90 6H91V5H90ZM92 6H94V4H93ZM92 6H91V7H92ZM118 6H120L121 8L119 9ZM128 6H129V10L131 9L130 11L128 10ZM160 6H159V8H161ZM6 7H7V6H6ZM32 7H33V8L36 7V9H35V8L33 9ZM44 7H45L47 10L49 9L48 12H47L46 10L44 11V9H45ZM69 7H65V9L67 10V8H69ZM79 7H80V5H79ZM79 7H78V8H79ZM102 7H103V8H102ZM137 7H138V8H137ZM144 7H147V6H144ZM144 7H143V9H144ZM149 7H151L152 9L149 8ZM190 7H191V6H190ZM216 7H217V8H216ZM219 7H220V9H219ZM239 7H240V6H239ZM241 7H243V6H241ZM261 7H263L262 4H261ZM16 8H17V9H16ZM23 8H26L27 10L23 11V10H24ZM28 8H29V9H28ZM31 8H32L33 10H35V11L37 10L36 12H38V14H39V12H40V13H41V14H40L41 16H40V17L38 16V18L36 17V14H34V15H35V16H34V15H33V12H32L33 10H31ZM37 8H38L39 10H38ZM40 8H41V9H40ZM42 8H43V11H44L43 13L47 12L45 15H43V13H42ZM51 8H52V9H51ZM53 8H54V9H53ZM56 8H57V9H56ZM61 8H62V9H61ZM114 8H115L116 10H115ZM117 8H118V9H117ZM132 8H133V9H132ZM163 8H165V9H163ZM248 8H249V9H248ZM55 9H56V10L59 9V11H57V12H59V15H61V17H57V16H59V15H58V13L56 12ZM101 9H102V10H101ZM149 9H151V10H153V11H151V10H149ZM156 9H158V10L156 11ZM241 9H242V8H241ZM6 10L8 11V8L5 9L4 11H6ZM28 10L31 11V12H29ZM60 10H61V12H60ZM73 10H74V9H73ZM121 10H122V11H121ZM147 10L150 11V13L152 14V16H151V15L149 16L150 13H149ZM242 10H243V9H242ZM242 10H241V11H242ZM256 10H254V12H255ZM13 11H14V12H13ZM27 11H28V13H29L28 15H31V14H32L34 18L36 17L35 20H33L34 18H31V19H30V17H32V15H31L30 17H29L28 15H26ZM35 11H34V12H35ZM53 11H55V12L57 13V14H55V17L53 16L54 19H53V18H52V19H49V18L47 19V17H46V18L44 17V16H46V15H47L48 17H50V16H49V13H50V12H53ZM68 11H70V10L68 9ZM76 11H78V9L76 10V8H75V11H74V12H75V13H78V12H79L78 14H79L80 16L82 15V13L80 14V10H79L78 12H76ZM107 11H108L109 13H108ZM119 11H120V12H119ZM260 11H261L262 13H258L259 17L261 16L260 14H263V15H264V12H263L264 9H263V11H262V9H261ZM16 12H17V13H16ZM25 12H26V13H25ZM36 12H35V13H36ZM71 12H73V11H71ZM71 12H70V13H71ZM121 12H123V13H121ZM126 12H127V13H126ZM133 12H134V13H133ZM152 12H154V13H152ZM248 12H251V11H248ZM24 13H25V15H24ZM53 13H54V12H53ZM53 13H52V14H53ZM60 13H62V14H60ZM68 13H69V12H68ZM70 13H69V16H74V14H75V13H74V14L71 13L72 15H70ZM107 13H108V15H107ZM119 13H120V14H119ZM129 13H130V15H129ZM148 13H149V14H148ZM221 13H222V15H221ZM223 13H224V14H223ZM240 13H242V12H240ZM245 13H246V12H245ZM252 13H253V11L251 12V14H252ZM15 14H16V15H15ZM38 14H37V15H38ZM66 14H67V13H66ZM66 14H65L63 17H66V16H67ZM96 14H97V16H95ZM103 14L106 15V16L104 17ZM124 14H126V16H125L124 18H122ZM134 14H135V15H134ZM136 14H138V15H136ZM141 14H143V16H141ZM144 14L147 15V16H146V17H147V20H146V17H145ZM157 14H156V15H157ZM242 14H243V13H242ZM254 14L257 15V11H256V13H254ZM19 15H20V16H19ZM79 15H77V16H79ZM98 15H99L100 17H98ZM127 15H128V16H127ZM170 15H171V16H170ZM226 15H224V16H226ZM244 15H245V14H244ZM249 15H250V13H249L248 15L244 16V17H247V16L249 17ZM258 15H257V16H258ZM263 15H262V16H263ZM17 16H18V17H17ZM24 16L26 17V19H25ZM69 16H67V17L70 19L71 17H69ZM77 16H76V18H78ZM101 16H103V17H101ZM108 16H109V17H110V16H115V18H116L117 16H120V17L122 16L121 19H123V21L125 20V22L122 21V23H124V24H122V25L119 24V23H121V22H119V20H118V19H120V18L117 17V18H116L117 20H116L115 18H113V19L110 18L109 22L107 23V19L109 18ZM135 16H136V17H135ZM138 16H139L140 19H145L146 21H145V20L143 21V20L138 19ZM215 16H216V17L218 16V12H217V15H216V13H215ZM254 16H255V15H254ZM262 16H261V17H262ZM41 17H44L43 19H47V21L44 20V21H46V23L43 21V19H42ZM51 17H52V16H51ZM97 17H98V18H97ZM106 17H108V18H106ZM126 17H127V18H126ZM141 17H142V18H141ZM241 17H242V16H241ZM251 17H253V15H252ZM259 17H258V18H259ZM16 18H17V19H16ZM28 18L30 19L31 23H32V21H33V24H32V25H31L30 22H28V20H27ZM39 18H41L43 22L41 21V19L39 20ZM79 18H80V17H79ZM79 18H78V19H79ZM100 18H103V19H100ZM105 18H106V19H105ZM125 18L127 19V21H126ZM148 18H149L150 20H149ZM174 18H175V17H174ZM227 18H228V15L226 16V19H227ZM255 18H256V17H255ZM255 18L253 17V19H255ZM37 19L39 20V22H38ZM64 19H65V18H64ZM69 19H68V20H69ZM83 19H84L85 21H83ZM121 19H120V21H121ZM155 19H156V20H160L159 23H157V25L152 26V25L150 24V26H152V27L146 25L147 22H148V20H149L150 22H151V21H152V22H155ZM167 19H168V20H167ZM250 19H251V18H250ZM250 19H248L247 21H249ZM263 19H264V18H263ZM36 20H37L38 23L41 22L40 25H42L41 27H42L43 29H42V28L40 29V27H39L40 25L38 26V25L34 22V21H36ZM50 20L52 21V26H53V27H52L51 25H47V23H49V22L51 23ZM68 20L66 19V21H68ZM99 20H101L102 22L100 23ZM103 20H104V21L106 20L105 24H107V25H104V24H103V23H104ZM112 20H113V22H112ZM114 20H116V22H115ZM134 20H135V23H136V24L138 23V24L136 25V28H133V26L135 25V24H134ZM136 20H138V21H136ZM139 20L142 21L143 23H140ZM163 20H164V22H163ZM228 20H229V18H228ZM245 20H246V18H245ZM259 20H260V19H259ZM259 20L257 19V21H259ZM261 20H262V19H261ZM18 21H19V22H18ZM21 21H22V22H21ZM24 21H26V22L24 23ZM86 21H87V22H86ZM241 21H242V19H241ZM243 21H244V19H243ZM252 21H255V20H252ZM257 21H256V22H257ZM20 22H21V23H20ZM64 22H65V20H64ZM80 22H79V24H80ZM96 22H97V23H96ZM98 22H99V23H98ZM127 22H128V25H126ZM157 22H158V21H157ZM261 22H262V21H261ZM16 23H17V24H16ZM27 23H28L29 26L27 25ZM29 23H30V24H29ZM43 23H44L45 27H43V26H44ZM50 23H49V24H50ZM69 23H70V22H69ZM83 23H84V24H83ZM87 23H88V24H87ZM89 23H90V24H89ZM93 23H96V24H93ZM116 23L119 24V25H118V28L115 27V24H116ZM144 23H146V24H144ZM162 23H163V24H162ZM167 23H168V24H167ZM247 23H248V22H247ZM258 23H259V22H258ZM258 23H257V26L259 25ZM263 23H264V20H263V22L261 23V26L259 25V26H260L259 29H262V28L264 29V27H263V26H264ZM7 24H8V23H7ZM18 24H19V25H18ZM66 24L68 25V23H66ZM91 24H92V25H91ZM109 24H111L110 27L114 30L113 32H115V33H111V34H113L114 36L110 34V32H112V29H111V28H110L111 30L109 29V27H108ZM112 24H114V27L112 26ZM117 24H116V25H117ZM142 24H143L144 26L140 27ZM152 24H153V23H152ZM155 24H156V23H155ZM165 24H166V26H165ZM216 24H214L215 27H217ZM251 24H252V22H251ZM251 24H249V25H251ZM254 24H255L254 26L257 27L255 22H254ZM5 25H6V24H5ZM17 25H18V26H17ZM23 25H26L27 27H29V28L26 27V29H30V31H27V30L25 31V30H23V29H25V28L23 27ZM35 25H37V26H35ZM67 25H66V26H67ZM120 25H121V26H120ZM138 25H139L140 28L137 27ZM148 25H149V22H148ZM220 25H221V27H220ZM227 25H228V26H227ZM244 25H245V23H244ZM249 25H248V28L250 27ZM252 25H253V24H252ZM262 25H263V26H262ZM21 26L23 27V29H22ZM48 26L51 27V29L48 28ZM119 26H120V27H119ZM126 26H127V27H126ZM161 26H162L163 28H162ZM179 26H180V27H179ZM246 26H247V25H246ZM254 26H253V27H254ZM6 27H7V25H6ZM19 27H21V28H20L21 30L25 31L23 34L20 33V32H23V31H21V30L19 29ZM33 27H34V28H33ZM38 27H39V28H38ZM125 27H126V28H125ZM134 27H135V26H134ZM181 27H182V28H181ZM190 27H191V26H190ZM32 28H33V29H32ZM36 28L39 29L42 33L45 32V31H46L47 33H43V34H42L41 32H38L39 30L37 31ZM66 28H67V27H66ZM68 28H69V27H68ZM105 28H106L107 31L105 30ZM143 28H144V29H143ZM165 28L168 29V30H166ZM175 28L179 29L180 31L177 30V29H175ZM192 28H193V27H192ZM208 28H204V29H206V31H204L205 34H207L206 32H207V29H208ZM221 28H222V29L225 28V29L222 30ZM251 28H252V26H251ZM251 28L248 29V30H252ZM257 28H258V27H257ZM34 29H35V30H34ZM46 29H47V30L50 29V30L47 31ZM83 29H84V30H83ZM103 29H104V30H103ZM117 29H118V30H117ZM121 29H124V30H121ZM134 29H135L136 31H135ZM138 29H139V30H138ZM161 29H163V30L165 29L166 31H165V30L163 31V30H161ZM189 29H190V32H191V33L189 32ZM194 29H195V28H194ZM18 30H20V32H18ZM32 30H33V31H32ZM43 30H44V31H43ZM108 30H110V32H109ZM144 30L149 31V32H146V31H144ZM152 30L155 31V32H153ZM156 30H157V33H156ZM158 30H159V31H158ZM169 30H170V31H169ZM186 30H188V31H186ZM196 30H197V29H196ZM202 30H203V29H202ZM220 30H222V31H220ZM224 30H225L226 32H228V33L226 34V33L224 32ZM227 30H228V31H227ZM245 30H246V28H245ZM13 31H14V32H13ZM15 31H16V32H15ZM49 31H50V32H49ZM122 31L125 32V35H126V36L124 35V33H123ZM126 31H127V32H126ZM141 31L145 32V34H144L143 32H141ZM171 31H172V32H171ZM217 31H218V30H217ZM242 31H243V30H242ZM252 31H253V30H252ZM254 31H256V30H254ZM257 31L259 32V30H257ZM261 31H262V33H263L264 30H261ZM2 32H1V33H2ZM27 32H28L29 34H28ZM31 32H32V33H34V32H35V33H37V32H38V33H41L42 36H41L40 34H34V35H36V38H34L35 36H34V37L31 36V35H33ZM51 32H52V33H51ZM117 32H121L122 34H121V33H117ZM139 32H140V33H139ZM163 32H165V33H163ZM184 32H188V35H187V33L184 34ZM197 32H199V31L197 30ZM245 32H247V31H245ZM245 32H244V34H246ZM258 32H256V33H257V36H258L259 40L261 41V38H262L261 35H262V34H261V33L258 34ZM19 33H20V34H19ZM25 33H26L27 36L25 35ZM30 33H31V34H30ZM90 33H91V34H90ZM153 33H154L155 35H156V34H159L160 36H162V35L164 34V36H162V38L164 37V39H161V37L159 38L157 35L155 36ZM166 33H169V34H166ZM174 33H175V34H174ZM178 33H179V34H178ZM202 33H203V32H202ZM209 33H208V34H209ZM218 33H220V34H218ZM240 33H241V32H240ZM242 33H243V32H242ZM242 33H241L240 36H241V37L245 36L244 34H243V36H242ZM247 33H248V32H247ZM10 34H13V35H11L12 38L9 37ZM17 34H19V35L17 36ZM85 34H86L87 36H86ZM118 34L121 35L122 37H121V36H118ZM133 34H135V35H133ZM137 34H138V35H137ZM139 34H140V36H139ZM152 34H153L157 39L159 38L160 40H157V39H156V41H155V40L149 38L148 35H150V37H151ZM161 34H162V35H161ZM189 34H190L191 36H190ZM3 35H6L7 38L10 39V40H12V41L9 42V40L5 38L6 36L4 37ZM14 35H15V36H14ZM37 35H38V36H37ZM45 35H46V36H45ZM47 35H48V36H47ZM55 35H56V33H55ZM91 35H92V36H91ZM102 35H103V36H102ZM105 35H107V38H108V36L110 35L111 38L109 37L108 39H109V40L112 39V42H109L108 39L105 38V37H106ZM129 35H130V36H129ZM153 35H152V36H153ZM174 35H175V36H174ZM184 35H185L186 38L183 37ZM216 35H217V37H216ZM218 35H219V36H218ZM13 36H14L15 38L17 37V39L13 40V39H14ZM22 36H23V37H22ZM25 36H26V39H25ZM85 36H86V37H85ZM93 36H94V37H93ZM104 36H105V37H104ZM117 36H118V37H117ZM127 36H128L129 38H128ZM134 36H135V38H136V37H137V38L135 39ZM199 36H198V37H199ZM210 36H211V37H210ZM212 36H214V37H212ZM246 36H247V35H246ZM257 36H256V37H257ZM259 36H260L261 38H260ZM28 37H30V38L33 37V38H31V39H30V38L27 39ZM92 37H93V38H92ZM119 37H121V38H119ZM155 37H154V38H155ZM165 37H167V40H166ZM182 37H183V38H182ZM188 37H189V38H188ZM191 37L194 38L195 40H194V39H191ZM231 37H232V36H231ZM247 37H248V36H247ZM23 38H24V39H23ZM46 38H44V41L46 40ZM122 38H123V39H122ZM124 38H125V39H124ZM131 38H132V39H131ZM142 38H143V40H142ZM152 38H153V37H152ZM172 38H173V39H172ZM179 38H180V39H179ZM187 38L189 39V41H188ZM245 38H246V37H245ZM50 39H51V38H50ZM91 39H92V40H91ZM175 39H176V40H175ZM181 39H183V40H181ZM184 39H185V41H187V42H185ZM186 39H187V40H186ZM215 39H216V40H215ZM232 39H233V40H232ZM5 40H6V41H5ZM18 40H20V41L18 42ZM27 40H28V41H27ZM86 40H87V39H86ZM102 40H103V41H102ZM124 40H126V41H124ZM137 40H138L139 42H137ZM141 40H142V41H141ZM151 40H152V41H151ZM161 40H163V41H161ZM164 40H165V41H168V42H165ZM177 40H178V41H177ZM214 40H215V41H214ZM237 40H238V39H237ZM242 40H244V39L242 38ZM245 40H246V39H245ZM3 41H4V42H3ZM24 41H25V43H24ZM41 41H42V43H41ZM114 41H115V42H114ZM123 41H124V42H123ZM129 41H130V42H129ZM144 41H147L148 43H149V41H150L152 45H153L154 43H155V45H158L159 43H156V42H160V44H159L158 46L160 47V45H163L164 47L161 46V47L159 48V47L157 46V48H155V46H152L151 44H148V43H147L148 45H146V43H145ZM170 41H171V42H170ZM193 41H194V42H193ZM13 42H14V43H13ZM15 42H16V44H15ZM32 42H31V43L29 42V43H30L31 45H32L33 43H36L35 46H37V45H38V46H41L39 43H37V42H35V41H34L33 43H32ZM103 42H105V45H104V46H103ZM107 42H108V43H107ZM118 42H119L120 44H118ZM128 42H129V43H128ZM143 42H144V43H143ZM152 42H154V43H152ZM164 42L166 43L165 45L163 44ZM189 42H190V43H189ZM202 42H204L205 44L203 43V45H202ZM210 42L212 43V47H211V43H210ZM240 42H242V41H240ZM246 42H247V41H246ZM11 43H12L13 46H11ZM21 43H24V44H21ZM46 43H47V42H46ZM109 43H111V44H110L111 46L109 45ZM179 43H180L181 45H180ZM186 43H187V44H186ZM236 43H237V42H236V38H235V37H232V38L230 39V44H229V47H228V59H227V60H228V63H227V66H228V67H227V66L222 67L221 70H219L220 72H219V71H216L215 73H217V75H216L215 73L213 74L214 84L216 83L215 85H217V86H215L214 84H212V85H210V87H209L208 89H207V88H206V89H201V91H202L201 94H202L203 98L205 99V101L207 100L206 103H205V101H204V104H205V105H204V110H205V112H204V115L202 116V117H203L202 120H203L204 122H206V121L209 119V116H210V115L215 116L216 113L218 114V115L216 114L217 116H215L216 119H217V121H216L215 118H214V120L216 121V122H214V123H215V124L218 123V124H216V125H218V126L214 125V127H216V128L218 129V131H217L216 128H215V130H216L218 133L216 132V133H217V137H214V139L216 140V142H217V141H218V142H217V144H214V146H215V147H216V146H217V147L219 146V149H220V147H221V149H222V148H224V147H223V145H224V146L226 147V148H224V150H225V149L227 150V146H226V144H223V143H227V136H228V135H227V134H228V126H227V123H226L225 121H229V120H226V119H227L226 117H228L226 114H229V113H228L229 110L226 109L227 107H225V106H228V108H229V105H228V104H231V103H229V102H231V99H230V101H228V100H229V97H230L229 95L232 94V91H233L234 89L236 90V88H237V90H239V89L241 88V86H242V83H243V82H244L243 84L246 83L245 80H244L242 83L240 82V81H242L241 78H243V75H244V74H245V75H246V74H247V75H250V74H251V75L248 76V77L251 78L252 80H251V79H248V80L251 81V84H252V85L254 84V86H256V85L258 84V87H257V90H256V91H257L258 93L262 91L261 94H263V95H262L263 97H261L260 93H259V96H258L257 93H253V92H255V90H253V89H255V88H253L254 86H252V88H250V89L253 90V92H251V93L256 94V95H255L256 97H255V96H252L253 94L249 93V95L251 94L252 97H251V96L249 97V95H247L249 98H246V95L243 93L242 90H240V91H242V93L244 94V95H243V94L241 93V94L244 96V97H243V105H244V102H245V104H248L249 106H251L250 104L253 103L252 106H251L253 109H255V108L257 109V108H260V106H264V99H263V98H264V90H263V89H264V85H263V86L261 85V84H263V82H264V64H262V63L264 62V58L262 59V56H263V55H262V54L260 55V56H261V59H259L260 56L257 55V54H256L257 59L255 58V54L252 55V56H254V58H252L251 63H252V61L255 59V60L253 61V64H255V65H253V66L250 67V68H251V71H252L253 73H255V75H253L252 72L250 73V71L247 72V73H245L246 70L249 69V68H247V66L245 67V65H243V64H241V63H242V59H243L245 56H246V57H245V62H246V60H247L246 58H248V56H249V54H250V52H251V49H248V50H250V52H248L249 54H248V53L244 54L245 52H247V49H246L245 47L242 48L241 45L238 46V45H237L238 43H237V44H236ZM242 43H243V42H242ZM2 44H3V45H2ZM9 44H10V45H9ZM20 44H21V45H20ZM99 44H98V45H99ZM124 44H127V45H124ZM167 44H168V47L171 46V45L174 46V47L170 48V52H169L170 55L167 54L168 51H169V48L166 49V48H167ZM178 44H179V46H178ZM183 44H184V45H183ZM240 44H241V43H240ZM22 45H23V46H22ZM93 45H94V46H93ZM96 45H97V44H96ZM101 45H100V46H101ZM117 45H118V47H117ZM129 45H130V46H129ZM149 45L152 46L151 48H153V47H154V48H153V49H151V48L149 49V48H148V47H150ZM188 45H190V46H189L190 48L188 47ZM201 45H202V46H201ZM231 45H232V47H231ZM242 45H243V44H242ZM32 46H33V45H32ZM38 46H37V48H38ZM109 46H110V47H109ZM113 46H114V47H113ZM124 46H125V47H124ZM128 46H129V48H128ZM132 46H133V47H132ZM134 46H135V47H134ZM138 46H139V47H138ZM144 46H145V47H144ZM146 46H147V47H146ZM240 46H241V47H240ZM243 46H244V45H243ZM13 47H14L15 49H14ZM87 47H86V48H87ZM98 47H99V46H98ZM102 47H101V48H102ZM123 47H124V48H123ZM137 47H138V49H137ZM140 47H141V48H140ZM176 47H178V49H177ZM230 47H231V48H230ZM239 47L242 48L243 51H244V49H245L244 53H243V51H242L241 49L239 50ZM3 48H4V50H3ZM6 48H7V49H6ZM113 48H115L116 50L113 49ZM117 48H118V50H117ZM130 48H132V49H130ZM133 48L136 49V50H134ZM164 48L167 50V52L164 50ZM187 48H188V50H187ZM204 48H205V49H204ZM247 48H248V47H247ZM5 49H6V50H5ZM12 49H13V50H12ZM95 49H96V51H95ZM107 49H109V52H108ZM110 49H111V50H110ZM174 49H177L178 52H177V50H174ZM180 49H182V50H181L182 53H180ZM190 49H191V50H190ZM231 49H232L233 51H232ZM100 50H101V52H100ZM156 50H157L158 52H157ZM163 50L165 51V55H164V51H163ZM172 50H173V51H172ZM189 50H190V51H189ZM201 50H200V51H201ZM234 50H235V51H234ZM3 51H4V52H3ZM5 51H6V52H5ZM94 51H95V52H94ZM120 51H121V52H120ZM149 51H151V52H149ZM153 51H154V52H153ZM159 51H160V52L162 51V53H159ZM175 51H176V52H175ZM187 51H189V52L186 53ZM231 51H232V52H231ZM83 52H81V54H82ZM103 52H104L105 54H104ZM114 52H115V54H114ZM129 52H130V53H129ZM142 52H143V53H142ZM145 52H146V53H145ZM190 52H191V53H190ZM201 52H202V51H201ZM42 53H43V55H44V50H43V49H42ZM42 53H39V52L37 53V52H35L34 55H35V56L37 55V56L39 57V54H40V56H41ZM84 53H86V52H84ZM88 53H87V54H88ZM107 53H109V54L107 55ZM131 53H132V54H131ZM155 53H157V54H155ZM171 53H172V54H171ZM176 53H177V55H176ZM189 53H190V57L187 58V59L190 60L189 63H192V65L190 64L191 66H189L188 62L186 61L187 59H183V57H187V55H188ZM240 53H241V54H244L245 56H243L242 58H240V57H239V54H240ZM251 53H252V52H251ZM139 54H140V55H139ZM151 54H152V56H151ZM154 54H155V55H154ZM161 54H163L164 56H163V55L161 56ZM181 54H182V55H181ZM184 54H186V55H184ZM3 55H4V56H3ZM46 55H47V54H46ZM46 55H44V57H47ZM84 55H86V54H84ZM84 55L82 54L81 57L84 56ZM89 55H90V54H88V55L85 56L86 59H87V56H89ZM141 55H142V56H141ZM147 55H148V56H147ZM158 55H159V56H158ZM171 55H172V56H171ZM174 55H175V56H174ZM194 55H195V56H194ZM5 56H6V57H7V56H8V57L10 56V57H9V61H10V62L7 61V60H8V57L5 58ZM29 56L31 57V55H29ZM35 56H32V59H34ZM37 56H36L35 58H37ZM111 56L114 57V58H112ZM128 56H129V57H128ZM140 56H141V57H140ZM155 56H156V58H155ZM160 56H161V57H160ZM169 56H170V57H169ZM188 56H189V55H188ZM230 56H231V57H230ZM240 56H242V55H240ZM252 56H250V57H252ZM258 56H259V57H258ZM3 57H4V58H3ZM110 57H111V58H110ZM117 57H118V58H117ZM147 57H148V58H147ZM149 57H150V58H153V61H152V62H151L150 60L147 61V59H149ZM159 57H160V59H159ZM250 57H249V60H250ZM2 58H3V59H2ZM11 58H12V59H11ZM58 58H59V57H58ZM58 58H57V59H58ZM90 58H91L90 60H95L94 58L92 59L91 55H90ZM137 58H138V59H137ZM154 58H155V59H154ZM157 58H158V59H157ZM190 58H191V59H190ZM193 58H194V59H193ZM239 58H240L241 60H240ZM10 59L14 62V65H13V63H12V61H11ZM32 59H31V60H32ZM86 59H85V60H86ZM108 59H109V60H108ZM133 59H135V60H133ZM136 59H137V60H136ZM145 59H146V62L144 61ZM156 59H157V60H156ZM229 59H230V60H229ZM258 59H259V61H257ZM4 60L7 61V62H6L7 65H6V67H5L7 71L5 70V68H4V66H3V62H5ZM34 60H35V59H34ZM113 60H114L115 62H114ZM140 60H141V61H140ZM142 60H143V61H142ZM32 61H33V60H32ZM122 61H125V63H123ZM177 61H178V60H177ZM236 61H237V62H236ZM243 61H244V60H243ZM8 62H9V63H8ZM17 62H18V63H17ZM94 62H95V61H94ZM103 62H105V63H103ZM186 62H187V63H186ZM261 62H262V63H261ZM10 63H12V65H11ZM85 63H86V61H85ZM182 63H183V64H182ZM248 63H249V62H248ZM251 63H250V65H252ZM8 64H9V65H8ZM15 64H16V65H15ZM21 64H22V65H21ZM34 64H36V66H33V67H37L38 69H40V68L43 66V64H41V63H39V62H35ZM230 64H231L232 67H231V66L229 67ZM232 64H233V65H232ZM245 64H246V63H245ZM261 64H262L263 66H261ZM20 65L23 66V68H24L25 70H24V69L22 70V68H21ZM179 65H180V66H179ZM186 65H187L188 67H187ZM241 65H243V68L241 67ZM247 65H248V64H247ZM2 66H3V67H2ZM8 66H11L12 69H13V68H17V69H18V72H17V69H16V70L13 69V71H11V68L9 69ZM19 66H20V70H19ZM65 66H66V68H68L67 65H64L63 67H65ZM97 66H96V63H95V67H96V68H97ZM105 66H102V67H105ZM182 66H185V68L182 67ZM233 66H234V67H233ZM235 67L237 68V70H235V69H236ZM244 67L247 68V69H245ZM28 68L30 69L31 67H28ZM28 68H27L26 72L30 71V70H28ZM49 68L51 69V68H53V67L50 66ZM182 68H183V69H182ZM226 68H227V69H226ZM228 68H230V69H228ZM240 68L243 69V70L245 69V72L242 70V73H244V74H241V73H240V72H241V69H240ZM254 68H255V69H254ZM1 69H4V70H1ZM50 69H48V72H49ZM54 69H57V68H56V65H54ZM61 69H62V68H61ZM194 69H195V68H194V65H193V68L190 69V71L187 70V71H189V74H188L189 77L186 76L185 81L183 80L184 78L181 80V81H183V83L186 82V81H187V82H188V81L190 82L189 84L187 83L186 86L189 87V88H191V89L186 88V86H182V87L185 88V89H189V90H191L193 93H195V91H193L194 89H192V88L194 87L195 84H192V83H194V82H198V80L200 79L199 76L196 75V72L193 71ZM239 69H240V72H238ZM8 70H10V71H8ZM51 70H52V69H51ZM63 70L65 71V68H64ZM68 70H69V69H68ZM191 70H192V71H191ZM226 70H227V71H226ZM233 70L236 71V72H234ZM249 70H250V69H249ZM254 70H255V72H254ZM15 71H16V72H15ZM21 71H22V72H21ZM60 71L62 72V70H60ZM66 71H67V69H66ZM66 71H65V73H66ZM229 71H230L231 73H230ZM232 71H233V72H232ZM247 71H248V70H247ZM8 72H9V73H8ZM11 72H12V73H11ZM13 72H14V73H13ZM23 72H24V73H23ZM180 72H181V71H180ZM223 72H224V73H223ZM262 72H263V74H262ZM15 73H16V75H15ZM54 73L58 74L57 71H56V72L52 71V74H54ZM63 73H64V72H63ZM69 73H70V71H69ZM69 73H68V71H67V75H68ZM130 73H131V72H130ZM145 73H147V72H143L144 75H143V74H140V73H136V72H134V75L136 76V75L138 74V75H137L138 77H137V76H136L137 78H132V77H131V80H133V81H132V84H133V85H135V84L137 83V84L135 85L136 88L133 89L134 86L132 85L133 88H132V89H129V91L131 90V92H137V96H132V95L129 96L128 100H129L130 102L127 100V103H128V104H127V108H126V111H125L126 113L124 112L121 116L119 115V116H117L116 119H115L117 122H118V120H119L120 117L122 118L123 121L126 120V121H124V123H126V124H122V125L124 126V128H122V127H123L122 125H120V127L122 126V127H121L122 129H126L125 125L127 126V130H126V131H128L129 133H127L125 130H124V131L122 130V131H123V132H126L125 137H127L128 140H129V139L132 140V138H133V134L131 133L132 131H131V128H130V127H132V125H133V123H134V121H135V116H136V115H135V112L137 111V105H136V103H138V102L140 101V98H141V100H142V99L145 97V95L148 94L147 92H149V90L152 91V89H150L149 86H148L149 83H152V84H154V85H155V83H156L155 80H154L156 77L154 78L153 75H151V73H149V72H148L147 74H145ZM194 73H195V76H194ZM221 73H222V74H221ZM237 73H239V74H237ZM248 73H250V74H248ZM11 74H12V76H11ZM22 74H23V75H22ZM49 74L51 75V71L49 72ZM56 74H54V75H55L54 78H57L58 80L62 78V73H61V75H60V72H59L58 76H57ZM132 74H133V73H132ZM148 74H149V76L151 75L153 78H152V77H151V78H148V80H147V78H145L146 80L143 79V77L140 78L142 75L145 76V75H148ZM218 74H220V75H218ZM227 74H228V76H227ZM230 74H231L233 77H231ZM5 75H4V76H5ZM139 75H140V77H139ZM191 75H193L194 77L192 78ZM221 75H223V76L221 77ZM239 75H240V76H239ZM245 75H244V77H245ZM247 75H246V76H247ZM1 76L4 77L3 75H1ZM56 76H57V77H56ZM59 76H61V77H59ZM64 76H66V75H64ZM115 76H114V77H115ZM135 76H134V77H135ZM196 76H197V78H196ZM215 76H216L218 79H217ZM241 76H242V77H241ZM5 77H6V76H5ZM14 77H15V78L17 77L16 80H13V79H15ZM49 77H50V76L48 75V80H49V81L47 80L48 83L51 81ZM145 77H147V76H145ZM248 77H247V78H248ZM20 78H21L22 80H21ZM51 78H53L52 75H51ZM63 78H64V77H63ZM187 78H188L189 80H188ZM190 78H191V79H190ZM195 78H196V79H195ZM215 78H216V79H215ZM230 78H231V79H230ZM233 78H234V79H233ZM247 78H246V79H247ZM3 79H4V78H3ZM57 79H55V80H56V84H55V81H54L53 79H52V81H51V82L54 81L53 83L55 84V86H54L55 88H56L57 86H59V84H58L59 81H58ZM138 79H139V80H138ZM222 79H223V81H222ZM235 79H238L239 81L237 80V81H238V84H237V86L235 85V88H234V87H233V86H234L233 81H234ZM255 79H257V80H256L257 82H256V81H253V80H255ZM258 79H259V80H258ZM261 79H262V80H261ZM19 80H20L21 82H20ZM23 80H24V81H23ZM153 80H154V81H153ZM193 80H196V81H193ZM215 80H218L219 83H218V81L215 82ZM227 80H228V81H227ZM229 80H230V81H229ZM232 80H233V81H232ZM260 80H261V83H260ZM2 81H3V80H2ZM13 81H14V82H13ZM47 81H46V82H47ZM57 81H58V82H57ZM114 81H115V83L113 82V84L115 85V92H116L117 95H119L118 92H121V91L118 90L119 88L117 87V86H118V78L115 77V80H114ZM135 81H137V82H135ZM138 81H139V82H138ZM150 81H153V82H150ZM235 81H236V80H235ZM46 82H45V84H46ZM51 82H50L49 84H51ZM221 82H223L224 84H222ZM252 82H253V83H252ZM43 83H44V82H41L40 85H42ZM48 83H47V85L44 84V85H45L44 87H48V86H49ZM138 83H139V84H138ZM178 83H179V85L182 84V83L179 82V81H178ZM178 83L175 84V86H178ZM220 83H221L222 85H221ZM226 83H227V86H226ZM239 83H241V84H239ZM249 83H250V82H249ZM249 83H248V84H249ZM255 83H256V85H255ZM8 84H7V86H8ZM21 84H22V85H21ZM218 84H219V85H218ZM229 84H230V85H229ZM248 84H247V85H248ZM51 85H52V86H51ZM51 85H50V86H51L52 88H51V90H50V88H47L48 91H52V89H53V84H51ZM190 85H191V86L193 85V86L190 87ZM220 85H221V86L225 85V86L220 87ZM231 85H233V86H231ZM238 85H239V87H238ZM245 85H246V84H245ZM247 85H246V87H247ZM9 86H10V84H9ZM18 86H21V87L19 88ZM22 86H23L24 88H23ZM42 86H43V85H42ZM164 86H165V85H164ZM164 86H162L161 89H166V88H167V89H170L169 87H166V88H165ZM175 86H174V88H176ZM250 86H251V85L249 84L247 88H249ZM59 87H60V86H59ZM59 87L56 88V89H59ZM182 87L180 88V87L178 86V88H180V89H178V90H181ZM216 87H218V88H216ZM246 87H244V88H246ZM55 88H54V89H55ZM219 88H222V89H219ZM225 88H226V89H225ZM230 88H231L232 91L230 90ZM247 88H246V89H247ZM262 88H263V89H262ZM14 89H15V88H14ZM143 89L145 90L144 92H143ZM147 89H148V90H147ZM227 89H228V92L226 91ZM246 89H245V90H246ZM250 89H249V91H248V90H247V91L250 92ZM259 89H260V90H259ZM81 90H82V89H81ZM183 90H184V89H183ZM183 90L178 91V92H176V93L179 94V93L181 92L180 94L182 95V94H186V92H187V94H188V92H189V94H190V92H191V91H187V90H186V92H185V90H184L185 93H184V92L182 93ZM198 90H199V89H198ZM205 90H206V94H207V92L209 93V95L207 94L209 97H208L206 94H204V93H205ZM237 90H236V91H237ZM243 90H244V89H243ZM252 90H251V91H252ZM199 91H200V90H199ZM219 91H220V93H218ZM222 91H223V92H222ZM224 91H225V92H224ZM240 91H238V93H240ZM52 92H53V91H52ZM52 92H50L51 94L47 92L48 94H50L49 97L52 95ZM145 92H146V94H145ZM196 92H197V91H196ZM215 92H217L218 95H217ZM244 92L246 93V91H244ZM222 93H223L225 96H224ZM227 93H228L229 95H228ZM48 94H47V96H48ZM210 94L212 95L213 98H211V95H210ZM220 94H222V96H220ZM53 95H54V93H53ZM139 95H140V96H139ZM213 95H214V96H213ZM215 95H216V97H215ZM226 95H227V96H226ZM14 96H15V95H14ZM16 96H17V95H16ZM16 96L14 97L15 101H16V99L18 100V98H17ZM61 96H62V95H61ZM142 96H143V97H142ZM179 96H180V95H179ZM51 97H53V96H51ZM205 97H207V98H205ZM214 97H215V98H214ZM217 97H218L219 99H218ZM253 97H254V100H253ZM260 97H261V98H260ZM54 98H55V96L52 98V99H53V101H52V100H50L51 98L49 99L48 97H46V99L48 100L47 103L49 102V100H50V102L52 101V103L54 102L55 105H54L53 107H55V109H56V105H57V107H58V105H61V103L59 102V101H61V100H58L57 98H55V99L57 100V102H59V103H55L56 100H55ZM58 98H60V97L58 96ZM61 98H63V96H62ZM210 98L212 99V102H213V103H212V102H211V103L209 102V101H211ZM227 98H228V99H227ZM244 98H245V99H250V100L252 99V100H251V101L249 100V103H247L248 101L244 100ZM255 98H256V99H255ZM130 99H131V100H130ZM136 99H137V100H136ZM213 99H215V100H213ZM225 99L227 100V102H225V101H226ZM1 100H2V99H1ZM1 100H0V102H1ZM54 100H55V101H54ZM221 100H222L223 102H222ZM224 100H225V101H224ZM137 101H138V102H137ZM219 101H220V103H218ZM252 101H253V102H252ZM254 101H255V102H254ZM11 102H12V103H11ZM62 102H63V101H62ZM214 102H215V103H214ZM224 102H225L226 105H225V104L223 105ZM256 102H257V103H256ZM13 103H14V101H12V100L9 101V103L7 104V107H6V104L3 102V100H2V103H0V138H1V139H0V150H1L2 148H4L5 145H6V146H9V147L4 148L3 151L5 152L6 150H9L8 152H9V153L11 152V153L13 154V152L11 151V150H13V147H12V146H14V149H16V150H14V152H16L17 150L20 149L19 146H21V148H22V146L24 147V144L27 142L26 144L29 145V146H27V148H29V149L27 150L28 153L25 154V155H27L26 157H28V154H30V153H29V150H30V152L33 150L32 152H34V153L32 154V156H33V155L36 156V154H37L38 151H39V150H38L39 148H38L37 146H36V147H37L38 149H37L36 147H34L35 144L32 145V144H31L32 142H30V140H28V139H26V140L24 139L25 142H23V139H21L22 137L24 138V136H22L23 132H22V134L20 135V136H22L21 138L19 137V134L16 133V132L18 131V130H16V129H19V126H18L19 124L17 123V118H16L17 116H16L15 113H14L15 108H16V107H15L16 102H15L14 104H13ZM130 103H133V104H130ZM11 104H12V105H11ZM129 104H130V105H129ZM134 104L136 105L135 107H134ZM214 104H217L216 106L219 105V106H218L219 108H218V107H215ZM256 104H257V105H256ZM4 105H5V106H4ZM131 105L133 106V108H132ZM206 105H207V106H206ZM222 105H223V106H222ZM3 106H4L5 108H3ZM209 106H211V107H209ZM212 106H214L213 108H214V109L216 108V109H215V110H212V109H213ZM230 106H231V105H230ZM253 106H254V107H253ZM255 106H256V107H255ZM220 107H221V108H220ZM223 107H225V108H223ZM58 108H61V107L59 106ZM129 108H130V110H129ZM131 108H132V109H131ZM135 108H136V109H135ZM208 108H209V109H208ZM211 108H212V109H211ZM55 109H53V111H56V110H57V109H56V110H55ZM127 109L129 110V112H128ZM134 109H135V110H134ZM210 109H211V110H210ZM218 109H221V110L219 111ZM229 109H230V108H229ZM263 109H264V107H263ZM207 111H208V112H207ZM209 111H211V112H209ZM217 111H218V112H217ZM127 112H128V116H127ZM132 112H133V113H132ZM210 113H211V114H210ZM212 113H213V114H212ZM224 113H225V114H224ZM221 115H223L222 118H220ZM122 116H123V117L126 116L127 118H126V117L123 118ZM205 116H206V117L208 116V117L206 118ZM219 116H220V117H219ZM118 117H119V118H118ZM133 117H134V118H133ZM218 117H219V118H218ZM31 118H32V114H31ZM121 118H120V120H121ZM128 118H129V120H131V121L127 122V121H128ZM204 118H205V119H204ZM133 119H134V120H133ZM221 119H222V120H221ZM6 120H7V121H6ZM12 120H13V121H12ZM24 120H25V119H24ZM24 120H23V121H24ZM26 120H28V119H26ZM122 120H121V123H123ZM219 120H221V121L219 122ZM8 121H11V122H8ZM18 121H19V120H18ZM132 122H133V123H132ZM25 123H26V121H25ZM121 123H120V121H119V123H118V124L116 123L115 125L118 126V125L121 124ZM221 123H222V124H221ZM223 123H224V125H223ZM12 124H13L14 126H13ZM17 124H18V125H17ZM21 125H22V123H21ZM23 125H24V124H23ZM25 125H26V124H25ZM25 125L23 126L24 128L26 127ZM115 125H114V127H115ZM226 126H227V127H226ZM12 127H13V128H12ZM17 127H18V128H17ZM120 127H119V128H120ZM218 127H219V128H218ZM223 127H224V128H223ZM116 128H118V127H116ZM121 128H120V129H121ZM220 128H221V129H220ZM222 128H223V129H222ZM120 129H119L118 131H119V132H122ZM219 129H220V131H219ZM25 130H26V129H25ZM25 130H24V131H25ZM139 130H140V129H139ZM139 130H138L137 133L140 134ZM221 130H222V131H221ZM130 131H131V132H130ZM140 131H142V130H140ZM143 131H144V130H143ZM143 131H142L141 134H145V133H143ZM219 132H220V134H219ZM261 132H262V131H261ZM261 132H259V133L261 134ZM16 134H17V136H16ZM122 134H123V133H121L120 135H122ZM127 134L131 135L130 138H128L129 135H127ZM141 134H140V135H141ZM224 134H225V135H224ZM205 135H207V134H205ZM218 135H219L220 137H219ZM243 135H244L243 138H245V140H247V142H245V140L242 138V142H243L242 146H246V148L249 147V148H252V149H254V150H256L257 147H258L257 149L261 148V146H259L260 143H259V145H258L257 141H258V142H262V139H263V136H264V133H263V132H262V135H263V136H262V135H260V136L258 135V136H257V134H255L257 137H256L255 135H252V137L255 136L256 138H255V137L252 138V137L250 136L249 140L245 137V134H244V133H243ZM3 136H4V137H3ZM246 136L249 137V135H247V134H246ZM261 136H262V137H261ZM15 137H16V138H15ZM141 137L144 138L143 135H142ZM218 137H219V138H218ZM222 137H223V139H222ZM258 137H259V138H258ZM260 137H261V138H260ZM3 138H4V139H3ZM6 138H7L8 140H7ZM145 138H146V136H145ZM225 139H226V140H225ZM257 139H258V140H257ZM259 139H260V141H259ZM5 140H6V142H5ZM9 140H10V141H9ZM15 140H16V141H15ZM27 140H28V141H27ZM131 140H130V141H131ZM224 140H225V141H224ZM3 141H4L5 143H4ZM19 141H20V142H19ZM223 141H224V142H223ZM8 142H9V143H8ZM28 142H29V143H28ZM10 143H11V146L9 145ZM17 143H18L19 145H18ZM21 143H22L23 145H22ZM248 143H250L251 145H249ZM253 143H254V144H253ZM256 143H257V147L255 148L254 146H255ZM262 143H263V144H262ZM262 143H261V145H262V147H264V146H263V145H264V142H262ZM2 144H3L4 146H3ZM7 144H8V145H7ZM26 144H25V145H26ZM220 144H221L222 146H221ZM246 144H248V146H247ZM2 146H3V147H2ZM250 146H253L254 148H253V147H250ZM10 147L12 148L11 150H10ZM8 148H9V149H8ZM18 148H19V149H18ZM33 148H34V149H33ZM35 148H36V149H35ZM130 149H131V148H129V151H130ZM221 149H220V153H219V155H217V158L220 157V159L223 158L222 156H224V155L226 154V151L223 150V153H224V154H223L222 151H221ZM35 150L37 151L36 154H35ZM131 150H132V149H131ZM260 150H261V152H259ZM260 150H259V151H251V150H250L251 153H248V154H249V155H251V154L254 155V154H255V155H256V161H259V163L257 162L258 165H259L260 163H262L263 165L261 164V166H264V162H260V161H262V158L260 157L261 159H260V158L258 159V157L260 156V155H258V152H259V154L262 153V152H264V151H262V150H264L263 148H261ZM1 151H2V150H1ZM1 151H0V154H1ZM3 151H2V154H1L2 157L8 155V154H5L6 152L4 153ZM17 152H19V151H17ZM17 152L15 153V156H16ZM32 152H31V153H32ZM256 152H257V154H256ZM12 154H10V156L8 155L9 158H11V163L14 162V158H13V161H12V157H14V156L11 157ZM19 154H20V152H19ZM221 154H222V155H221ZM243 154H244V153H243ZM262 154H263V153H262ZM255 155H254V157H255ZM257 155H258V157H257ZM1 156H0V158H2ZM8 156H7V157H8ZM32 156H31V157H32ZM34 156H33V157H34ZM225 156H226V155H225ZM261 156H262V155H261ZM7 157H5V158H3V159H6V160H4V161H8V163L10 164V160H9ZM17 157H19V155L16 156V159H17ZM20 157H21V156H20ZM251 157H252V158H251ZM251 157H250L251 159H253V160L255 159L252 155H251ZM262 157H263V161H264V154H263ZM3 159H2V160H3ZM7 159H8V160H7ZM257 159H258V160H257ZM18 160H19L18 162H21V161H20L21 158H18ZM223 160H225V158H223ZM15 161H17V160H15ZM221 161H222V160H220V162H221ZM126 162H127V167H125V168L128 170V169L131 168L132 165H131L130 163H132V162L130 161V159H129V161H126ZM126 162H125V163H126ZM119 163H120V165H121V163L124 164V162H122V161L119 162ZM221 163H222L223 166L225 165L224 167L221 166L222 169L219 168L220 165H221ZM221 163H220V165H219V167H218V172H219V170H220L221 172H222V171H223V172H222V173H221V172H220V173L216 172L217 175H219V178H220L219 181H220V182L216 179V182H215L216 184L214 183V184H215V185H214L212 181H210V182H209V181L206 182L207 180H206V179L204 180L203 177L201 178L202 180H200V178L198 179V181L200 182V184L197 182V180H196L195 184H194V182H193V181H195V180H193L191 183L188 182L189 185H188L187 193L190 194V195H188V194H186V193L182 195V193H181L180 191H178V194H177L178 196L176 195V198H174V199H173V198H168V197H166V198L164 197V199H163V197L160 198V199H163L164 201H163V200L161 201L160 199H158V200H160L161 202H158V207H156V209H155L156 213L158 212L157 214H156L155 212H154V214L152 213L154 210L151 212V210H150L151 207H150V209H149V204H151V203H149V201H148L149 198H148V200H146V199H147V197H146V199H144V200H146V201L148 202V203H147V204H148V207H147L146 209L150 210L151 213H150V212L148 213V211H147L146 209H145V210H146L147 212H146L145 210H143V211L145 212V214L148 213L149 216H148V215H147V216H148L149 218L152 217L151 220H150L148 217H147V219H149V220H147V219L144 220V222L146 221L145 223L148 225V227H147V225L144 223V224H145V227H147L146 230L149 229L148 231H145L146 233L143 231L144 226L141 227L142 225H140V224L142 223V220H143V219H141V221H140V218H139V217L142 216V215L140 216V212L143 213L142 209H141V211L138 212V213H137V212H136V213L134 212V211H136V210L138 209V208H136L138 204H140V205H138L139 208H143V207L145 206L144 204H146V203H144V202H146V201H144V202L142 201V203H144V204H142V203H138L137 201H135V199L133 200L134 197H132V196H133L134 188H133L132 181H131V183H129V184H127V185L125 184V185L120 186V189L122 188V190H123V191H122V190L119 189V190L122 192V193L120 192L121 194H118V193H119V190H118L119 187H117L116 189H117L118 193L116 192V202L118 201L119 203H117V204H119V205H117V204H115V205H116V207L118 206L117 208H120L119 206H121V205H122V206H121V208H120L121 210L119 209V210H120V211H119V214H118V213H117V214L114 213V214H115L117 217L120 215V213H121V215H120L121 217H122L123 215H124V217H125L126 214L128 215V217L126 216V217H127L126 219H125L124 217H123V219H121V217H119L120 219L118 218V221L120 222L121 220H123V221H121L120 223H121V224H124L123 226H126L127 224L129 225V223H128V221H127V224H126L125 220H128V218H129L130 225H129V227H128V226H127V227H128L129 229H130V228H131V229L129 230L130 233H129V231L127 232V233H129V234L127 235V240L130 241V242L128 241L129 244H130L131 242H132V244L130 245V252H127L128 250L125 251V249H124V252H123V250H122L123 253H119V252H117V251H120V252H121V249H122V248H121V249L119 248L120 250L118 249V247H113V249L111 248L110 251H108V252H106V253L104 254V255L106 256V257L104 256V258H106V261H107V262H109V261L112 260L110 263H107V264H111V263H112V264H118V262H120L119 264H121V262H122L123 264H124V263H125V264H128L129 261H132V262H130V264H139V263H142V264H169V263H170V264H175L176 261H177L176 264H178V263H180V264H217V263H218V264H234L235 262H236L235 264H246L244 260H245V257H246L245 255H246V250H247L246 248H247V245H246L245 243L243 244V242H245V240L248 239L252 234H250L251 232H250L249 230H248V232L246 231L244 225L246 224L247 226L251 227V226L253 225V223L255 222V220H257V217H258V218H262V217L264 216V201H263V200H264V199H263V198H264V186H263V185H264V183H263L264 181L262 182L263 185L261 184L262 187L259 185V186H260L259 190H260V192H261L262 194H261V193H258L259 195H261L260 198H261L262 200L259 198V196H258V194H257V192H259V190L257 189V187H255L256 189H254V191H255V190H257V191H255L254 194H253V191H252V190H249L248 192H249L250 195H251L250 192H252V196L254 195L253 197H255V195H257L258 198H259V200H261V201H259V200L257 201V198L255 199V198L251 197L249 194L246 193V194H244V196H246V197H248V198H246V197L243 196L244 199H246L245 202H244V200H243V197H242V200L239 199V201H241V203H240V202H239L238 204L236 203L237 205H236V207H235V209H234V210H235V213H234L232 203H230L231 201H229V200H231V198H230V197H227L228 195L230 196V193H229V191H228L229 189L226 188V190H225V186H226L227 184L225 185L226 181H225V180H222V179H225V178H223V177H226V175H224L223 173L227 174V172L224 171V168H225L226 171H227L226 164H224V163H227V162L225 161V162H221ZM257 163H256V164H257ZM9 164H8V165H9ZM13 165H14V164H13ZM9 167H10L11 170L13 169V168H11V167H13L11 164L9 165ZM122 168L125 169L124 167H122ZM178 168L181 169V167H178ZM178 168H177V169H178ZM180 169H178V170H180ZM13 170H15V169H13ZM181 170H182V169H181ZM181 170L178 171V172L175 170L174 172H175L176 175H177V173L180 175V174L182 173ZM216 171H217V170H216ZM130 172H131V171L129 170V172H128V174H127V176H128L127 178H129L130 180H133V178H134V176H133V172H131L132 175H131ZM183 174H184V172H183ZM222 174H223V175H222ZM220 175H222L223 177L220 176ZM131 176H132V177H131ZM177 176H178V175H177ZM184 176H185V175H183V178H185ZM180 177H182V174H181ZM215 177H216V176H215ZM217 178H218V177H217ZM217 181H218V182H217ZM223 181H225V182L223 183ZM202 183H203L204 185H203ZM206 183H207V184H206ZM219 183H221V184H219ZM192 184H193V185H192ZM196 184H197V185H196ZM208 184H209V186H208ZM210 184H212V185H210ZM217 184H218V186H217ZM194 185H195V186H194ZM198 185H199L200 187H199ZM193 186H194V187H193ZM210 186H211V187H210ZM216 186H217L218 188H217ZM219 186H220V187H219ZM222 186H224V188H223ZM227 186H228V185H227ZM259 186H258V187H259ZM128 187H129V188H128ZM196 187L198 188V190H197ZM206 187H207V188H206ZM213 187H214V188H213ZM8 188H9V189H8ZM10 188H11V187H10L7 183H5V182H1V181H0V190H1V189H2V191H5V190H6V191L8 192V195H9V191L12 189V188H11V189H10ZM124 188H125V191H126V192L124 191ZM126 188H127V190H126ZM192 188H194V189H193L194 191L192 190ZM205 188H206V189H205ZM208 188H209V190H208ZM210 188H212V189H210ZM7 189H8V190H7ZM129 189H130V191H129ZM217 189H218V190H217ZM13 190H14V189H12V194L14 193ZM131 190H133V191L131 192ZM204 190H205V191H204ZM207 190L210 191L211 193L209 194V192H208ZM211 190H213V191H211ZM2 191H1L2 194L0 193V203H4L5 201H2V199H7L6 197H8V196H6L7 194H5L6 191H5V192H2ZM32 191H33V190H32ZM128 191H129V192H128ZM197 191H198V192H197ZM203 191H204V192H203ZM227 191H228V192H227ZM190 192H191V193H190ZM216 192H218V193H216ZM3 193H4V194H3ZM10 193H11V192H10ZM123 193H125V194L122 195ZM129 193H130V194H129ZM131 193H132V194H131ZM147 193H148V192H147ZM195 193H197V194H195ZM199 193H200V197H197V196L199 195ZM219 193H220V194H219ZM221 193L223 194V195H222L223 197L221 196ZM255 193H256V194H255ZM117 194H118V195H117ZM127 194L129 195V198H128V195H127ZM208 194H209L210 196H208ZM218 194H219L220 196H218ZM224 194H225V196H224ZM4 195H5V197H4ZM125 195H126V197H125ZM181 195L183 196V199H182V196H181ZM184 195H185V196H184ZM186 195H187V196H186ZM192 195H193V196H192ZM196 195H197V196H196ZM201 195H202V196H201ZM205 195H207L208 198L210 197V198H209L210 200H211V199H213V200H212V201H210V200L208 201V200H207V202H206V200H204V199H205L207 196H205ZM120 196H121V197H120ZM122 196H124V197L126 198V202H124V203H123V201L125 200V198L122 197ZM169 196H170V195H169ZM172 196H174V195L172 194ZM191 196H192V198H191ZM195 196H196V197H195ZM203 196H204V197H203ZM211 196H212V198H211ZM257 196H256V197H257ZM174 197H175V196H174ZM177 197H180V198L177 199ZM193 197H194L195 199H194ZM202 197H203V198H202ZM215 197H216V199H215ZM219 197H220V198H219ZM226 197L229 198V199H225ZM250 197H251V200L253 199V200H252V201H253L252 203L250 202ZM118 198H119V199H118ZM123 198H124V199H123ZM130 198H131V200L137 202V203H136L137 205H133L132 203L135 204V202H132V201L130 200ZM187 198H188V200H186ZM190 198H191V199H190ZM196 198L200 199L201 202L199 203L200 200H198V199H196ZM217 198H219V199H217ZM117 199H118V200H117ZM122 199H123V200H122ZM128 199H129V200H128ZM165 199H166V200H165ZM175 199H176L177 202L174 201ZM180 199L183 200V201H181ZM184 199L186 200V202L184 201ZM206 199H207V198H206ZM224 199H225V200H224ZM248 199H249L248 203L250 202V205H251V206H252V204H253V207H258L259 204H261V205L259 206V208L256 209V210H258L260 213H257L258 211H257V212H254V213H256V215H253V216H252V214H253L252 211H253L255 208L252 209V207H250V205H249V207H247V206H245V205H241V204H243L242 202H244V204H246ZM119 200H120V201H119ZM121 200H122V201H121ZM167 200H169L170 203H169ZM170 200H171V201H170ZM178 200L180 201L179 204H178ZM150 201H151V200H150ZM165 201H167V202H165ZM172 201H173V202H172ZM214 201H216V202H214ZM227 201H228V202H227ZM127 202H129V204H128ZM131 202H132V203H131ZM171 202H172L173 204H172ZM181 202H182V203H181ZM184 202H185V203H184ZM122 203H123V204H122ZM130 203H131V205H130ZM162 203H163V205H161ZM175 203H176L178 206H179V205H180V206L177 208V205L175 206ZM183 203H184V204H183ZM193 203H195V205H194ZM201 203H202V205H201ZM203 203H204V204H203ZM205 203H207L206 205H208V207L205 205ZM209 203H210V204H209ZM120 204H121V205H120ZM125 204H127V206H124ZM169 204H170V205H169ZM171 204H172L173 206H172ZM181 204H182V206H181ZM191 204L193 205V207H192ZM215 204H216V205H215ZM257 204H258V205H257ZM129 205H130V207H128ZM141 205H142V206H141ZM151 205H152V208H153L154 205H153V204H151ZM186 205H187V206H186ZM203 205H204V206H203ZM210 205H212V206H210ZM213 205H214V206H213ZM240 205L243 206V207H239ZM246 205H247V204H246ZM256 205H257V206H256ZM58 206H59V205H58ZM131 206H132V207H131ZM133 206H134V207L136 206V207H135L136 209H135ZM146 206H147V205H146ZM159 206H161V207H159ZM162 206H163V207H162ZM170 206H171V208H170ZM200 206H201V207H200ZM202 206H203V207H202ZM219 206H220V207H219ZM223 206H224V207H223ZM228 206H229V208H227ZM1 207H2V206H1ZM124 207H126L127 209H126V208L124 209ZM188 207H189V208H188ZM190 207H192V208H190ZM195 207H196V208H195ZM199 207H200V208H199ZM212 207H213V210H212ZM214 207H215V208H214ZM230 207H231V208H230ZM238 207H239V209H238ZM244 207H245V208H244ZM4 208H5V207L1 208V210H2L3 212L1 211L0 213H4V215H6V216L9 215L10 212H9L8 214H7V213L5 214V212H6L7 210H3ZM128 208H129V209H128ZM133 208H134V209H133ZM157 208H158V210H157ZM160 208H161V209H160ZM162 208H163V209H162ZM169 208H170V209H169ZM172 208H174V210H173ZM180 208H181V209H180ZM183 208H184V210H183ZM193 208H194V209H193ZM206 208H207V209H206ZM210 208H211V209H210ZM217 208H218V209H217ZM220 208H221V209H220ZM225 208H226V209H225ZM250 208H251L252 210H250ZM5 209H6V208H5ZM123 209L125 210V212L128 211L129 213H125V214H124V213H123V212H124ZM131 209H132V212H134L133 214H131V213H132V212H131ZM153 209H154V208H153ZM159 209H160V211H162L163 213H162V212H159ZM164 209H165V211H164ZM168 209H169V210H168ZM188 209H189V212H188ZM191 209H192V211H191ZM198 209H199V210H198ZM222 209H223V211H222ZM224 209H225L226 211H225ZM228 209H229V211H227ZM230 209H231V211H230ZM243 209H244V211L246 212V213H243L244 217H243L242 213H239V212H243ZM247 209H248V211L250 210V211L248 212V214L251 212L250 215L247 214ZM126 210H127V211H126ZM133 210H134V211H133ZM139 210H140V209H138V211H139ZM172 210H173V211H172ZM175 210H176V211H175ZM185 210H186L187 212H186ZM203 210H204V211H203ZM208 210H209V211H208ZM218 210H219V211H218ZM239 210H241V211H239ZM256 210H254V211H256ZM168 211H169V213H170L171 215H173V216H171V215L168 213ZM179 211L182 212V213H180ZM190 211H191V212H190ZM194 211H195L196 213H195ZM198 211H199V212H198ZM202 211H203L204 213H203ZM205 211H206V213H205ZM214 211H215V212H214ZM7 212H8V211H7ZM130 212H131V213H130ZM220 212H221V213H220ZM222 212H223V213L227 212V213H225V215H224ZM230 212H231V213H230ZM122 213H123V214H122ZM142 213H141V214H142ZM160 213H162V214H160ZM164 213H165L166 215H165ZM167 213H168V214H167ZM177 213H178V214H177ZM186 213H187V214H186ZM200 213H202V215H201ZM212 213L214 214L215 217L213 216ZM229 213H230V214H229ZM35 214H37L36 216L39 217V218L36 217V218H38V219L40 220V221H39V224L41 225L42 221H43V223H44V225L42 224V226H41L40 228H44L46 221L49 220V219L52 217V216L50 217L49 215H48V216H49L50 218H49L48 216H41V219H42V217L44 218V219H42V221H41L40 216L38 215V213H35ZM35 214L32 216L33 218H34ZM105 214H106V213H105ZM105 214H104V213L102 214V215H104L103 217H102V216H101V217L99 216V217H100L99 219H100V221L102 222V224L99 223V222H97L98 224H97V223H96V224H97L98 226H99V224H100V226H103V224H106V222H107V223H108V222H110V223H116V219H117V217H116L113 213H109V214H110V215H109L108 212H107L108 215L106 214L108 217H110L109 220H111V218L114 216L116 219L114 218L115 220H113V218H112L113 221H109V220L107 219L108 217H107ZM112 214H113V215H112ZM136 214H137V215H136ZM145 214H144V215H145ZM151 214H152V215H151ZM155 214H156V215H155ZM182 214H184L185 216H182ZM190 214H191V215L194 214V215L191 216ZM204 214H207V217L204 216ZM215 214H216V215H215ZM227 214H228V216H226ZM262 214H263V215H262ZM2 215H3V214H2ZM111 215H112V217H111ZM130 215L132 216V217H131V220H130ZM153 215H154L155 218L153 217ZM160 215H161L162 217H163L164 215H165V216L162 218V217H160ZM169 215H170V216H169ZM177 215H180V217L177 216ZM199 215H201V216H199ZM210 215H212V216H210ZM222 215H224V216H222ZM0 216H1V215H0ZM28 216H29V215H28ZM28 216H25V217H28ZM136 216H137V217H136ZM138 216H139V217H138ZM150 216H151V217H150ZM176 216H177V218H175ZM188 216H190V217H188ZM196 216H197V217H196ZM220 216H221V217H220ZM254 216H257V217H254ZM4 217H5V216H4ZM4 217H3V218H4ZM29 217L31 218V216H29ZM29 217H28V219H30ZM47 217H48V218H47ZM104 217H106L107 221H105L106 219H105ZM133 217L136 218V219L134 220ZM144 217H146V216H144ZM156 217H157V218H156ZM158 217L162 218L163 220H162V219H159ZM166 217H167L168 219H165ZM173 217H174V218H173ZM181 217H182L183 219H182ZM186 217H187V218H186ZM219 217H220V219H219ZM222 217H223V218H222ZM234 217H236V218H234ZM253 217H254V218H253ZM19 218H20V217H19ZM21 218H23V217H21ZM21 218H20V219H16V221L14 220V222H15L16 224H17V223H21V224H22V223H25V222L27 221V220H26L27 218H25V221H24V222L22 221ZM33 218H32V219H33ZM101 218H102V219H101ZM103 218H104V219H103ZM137 218H138V219H137ZM189 218H193V221H192V219H190V221H189ZM211 218H212V219H211ZM255 218H256V219H255ZM23 219H24V218H23ZM32 219H30V220H32ZM99 219H98V221H99ZM153 219H154V220H153ZM156 219L159 221V223H157L158 221H157ZM172 219H173V220H172ZM187 219H188V220H187ZM197 219H198V220H197ZM199 219H200V220H199ZM217 219H218V220H217ZM2 220H3V222H4L3 224H6V225H7V224H10V223L12 222V220H11V222L7 223L5 219L0 218V223H2V222H1ZM18 220H19V221H18ZM20 220H21V222H20ZM34 220H35V222H34V226L31 225V228H30V224H32L31 222H32L33 220L28 222V223H30L29 225H27V226H29V227H27V226L25 227V226L22 225L24 231H23L22 229H20L21 227H19V229H20L19 231H20V232L23 231V233H24V232L26 231L25 233L27 234V235H25V233L23 234V233L21 232L20 235L25 236V237L28 236V234H30L29 230L32 229V228L34 227V229L32 230L31 233H32L33 235L36 234V236H40V233H42V229H39V227H38V226H39V225H38V222L36 223L37 220H36L35 218H34ZM45 220H46V221H45ZM102 220H103V221H102ZM132 220H133V221H132ZM138 220H139V221H138ZM175 220H176L177 222H176ZM178 220H179V221H178ZM184 220H185V221H184ZM186 220H187V222H186ZM209 220H210V221H209ZM216 220H217V221H216ZM44 221H45V222H44ZM114 221H115V222H114ZM131 221H132V222H131ZM195 221H197V222L195 223ZM207 221H208V222H207ZM215 221H216V222H215ZM5 222H6V223H5ZM40 222H41V223H40ZM62 222H64V221H62ZM62 222H61V223H62ZM103 222H104V223H103ZM119 222H118V223H119ZM134 222H136L137 224L134 223ZM138 222H140V223H138ZM178 222L181 223V224H179ZM188 222L190 223V226L188 225V224H189ZM191 222H192V223H191ZM61 223H60V225H59V224H58V225H59L60 228H63L65 222L62 223L63 225H62ZM110 223H108V225H106V226L104 225V226H103V229H102V227H101V229H100V226H99L98 229H100V232L103 230V233L108 234V231H105L104 228H107L106 230H110V229H114V228H115L113 231H114V233H116L117 230H118V232H119V230L123 228V226H121V224H118V223H117V225H119V227H120V226L122 227V228H121V227L118 228L117 225H115V226H117V227H114V226H113L114 224L111 225ZM148 223H149V224H148ZM152 223H153L154 225H153ZM156 223H157L158 225H156ZM160 223H161V224H160ZM167 223H168V224H167ZM204 223L206 224L205 226L203 225ZM208 223H209V224H208ZM11 224H12V223H11ZM26 224H27V222H26L24 225H26ZM131 224H134L135 229H136L137 231L139 230V231H138L139 233H138L134 228H132L133 225H131ZM135 224H136V225H135ZM144 224H143V225H144ZM151 224H152V226H150ZM159 224H160V225H159ZM192 224H193V225H192ZM36 225H38V226H36ZM109 225H111V228H109ZM138 225H139V226H138ZM186 225H187L190 229H189L188 227H184V226H186ZM201 225H203V226H201ZM217 225H218V226H217ZM1 226H2V224H1ZM14 226H15V224H14ZM18 226H21V225H18ZM61 226H62V227H61ZM107 226H108V227H107ZM134 226H133V227H134ZM136 226H137V227H136ZM159 226H160V227H159ZM164 226H165V227L168 226V227L170 228V230H169L168 227H167V228H164ZM192 226H193V227H192ZM212 226L214 227V229H213ZM219 226H220V227H219ZM113 227H114V228H113ZM138 227H139L140 229H139ZM157 227H158V228H157ZM172 227H173V229H172ZM182 227H183V228H182ZM217 227H218V228H217ZM26 228L28 229V232H27V230H25ZM56 228H57V227H56ZM152 228H153V230H152ZM156 228H157V229H156ZM159 228H160V229L163 228V230L161 229V230H162V231H161L162 233L160 232V229H159ZM178 228H179V229H178ZM208 228H209V229H208ZM210 228H211V229H210ZM215 228H216V229H215ZM223 228H224V229H223ZM0 229L2 230L3 227H0ZM132 229H133V230H132ZM164 229H165V230H164ZM180 229H181V230H180ZM187 229H189V232H187ZM191 229H192V230H191ZM194 229H195V230H194ZM1 230H0V233H1ZM35 230H37V231H35ZM38 230H41V231L38 232ZM131 230H132L133 232H132ZM134 230H135V232H134ZM173 230H174V231H173ZM179 230H180V231H179ZM206 230H208V231H206ZM221 230H222V231H221ZM19 231H18V232H19ZM34 231H35V232H34ZM115 231H116V232H115ZM142 231H143V233H142ZM150 231H151V232H150ZM157 231H158V233H156ZM163 231H166V232H163ZM168 231H169V232H168ZM171 231H173V232H176V231H177V232H176L177 235H176V234H173V232H171ZM182 231H183V232H186V233H182ZM190 231H192L193 235H192V233H191ZM203 231H204V232H203ZM20 232H19V233H20ZM33 232H34V233H33ZM136 232H137V235H139V236L136 235ZM170 232H171V233H170ZM180 232H181L182 234H181ZM212 232H213V233H212ZM246 232H247V234H248V233L250 234L248 237H247ZM37 233H38V234H37ZM103 233H102V232L99 233V234H101L100 237H103V236H104V235H102ZM133 233H134L135 235H133ZM144 233H145V234H144ZM155 233H156L157 235H156ZM159 233H160V234H159ZM187 233H188V234H187ZM189 233L191 234V237H190V234H189ZM140 234H141V235H140ZM146 234H148L149 237H148V236H145ZM172 234H173V236H171ZM253 234H254V233H253ZM131 235L133 236V239H134V240H137V243H136V241H134L133 239H131V240H133V241L130 240V238H132ZM143 235H144L146 238H145ZM150 235H151V236H150ZM158 235H159L160 237H164V238L162 239V238H160V237H157ZM163 235H164V236H163ZM167 235H168V236H167ZM178 235L181 237V239H180V237H179ZM187 235H188L189 237H188ZM201 235H202V236H201ZM204 235H205V236H204ZM134 236H136V237L134 238ZM142 236H143L144 239L142 238ZM166 236H167V238H165ZM169 236H171L173 240H172ZM174 236H175V237H174ZM176 236H177V237H176ZM185 236H186L187 238H186ZM0 237L3 238L2 236H0ZM84 237H85V236H84ZM100 237L97 235V238H98V239H102V238H100ZM137 237H138V239H136ZM147 237H148V238H147ZM152 237H153V238H152ZM155 237H156V238H155ZM178 237H179V238H178ZM197 237H198V238H197ZM254 237H256V236H254ZM254 237H253V238H254ZM141 238H142V239H141ZM150 238H152V240H151ZM168 238H169V239H168ZM174 238H178L177 240L180 239L178 242H180V241H181V242H180V243H177V240H176V239H175V242H174ZM184 238H185V239H184ZM196 238H197V239H196ZM199 238H200L201 241H202V242H201L202 245H201V243H200ZM204 238H205L206 240H205ZM208 238H209V239L211 238V239L209 240ZM241 238H242V239H241ZM253 238H252V239H253ZM262 238H263V236H262ZM86 239H87V237L84 238V241H83V242H84L85 246L83 247V250H84V251H82L83 254H85V255H86V253H84V252H86V249H87L86 247H88L87 244H86V241H85ZM140 239H141V240H140ZM145 239H146V240H145ZM149 239H150L151 241H150ZM153 239H154V240H153ZM158 239H159V240H158ZM186 239H187V240H186ZM195 239H196V241H195ZM259 239H261V238L259 237ZM139 240H140L141 242H139ZM155 240H157V241L154 242V244H153V241H155ZM162 240H163L164 242H163ZM169 240H171V241H169ZM193 240H194V243H195V244H196V243L199 244L198 247H197V246L194 247L195 244L193 243ZM203 240H204V241H203ZM239 240H241V241H239ZM242 240H243V241H242ZM248 240H249V239H248ZM2 241H3V240H2ZM143 241H144V243H143ZM165 241H166V242H165ZM167 241H168V243H167ZM198 241H199V242H198ZM205 241H206V242H205ZM207 241H208V244H207ZM210 241H211V242H210ZM237 241H238V242H237ZM251 241H252V240L250 239L249 241H247L248 243L246 242V243L248 244V247H249L248 249H250V250L256 248V247L254 248V246H253L252 248L250 247V246H252L251 244H249V243H251ZM0 242H1V240H0ZM133 242H135L136 245L139 244V245H138V248H137L136 246H133V245L135 244V243H133ZM150 242H151V243H150ZM158 242H159V245L161 244L162 246H161V245L159 246V245H158ZM162 242H163V244H162ZM169 242H172L173 244H172V243H169ZM239 242H240V243H239ZM255 242H256V241L254 240V245H255ZM259 242H261V241L259 240ZM155 243H156L157 245H156ZM164 243H165V244H164ZM175 243H177V244H175ZM188 243L190 244L189 246H188ZM192 243H193L194 245H193ZM203 243H204V244H203ZM235 243L242 244V245H244L246 248L244 249V246H242V248H240L241 246H239V244H235ZM0 244H1V243H0ZM142 244H143V245H142ZM151 244H152V245H151ZM186 244H187V245H186ZM205 244H206L207 246H205ZM227 244H229L230 246H229V245L227 246ZM234 245H235V246H234ZM236 245H237V246H236ZM249 245H250V246H249ZM132 246H133V248H132ZM156 246H158L159 249H158ZM163 246H164V247H163ZM184 246H185V247H188V248H185V249H186V250H185L184 248H182V247H184ZM192 246H193V247H192ZM226 246H227V247H226ZM232 246H233V247H232ZM134 247H135V248H134ZM155 247H156L158 250H157V249H156L155 251L152 250V249H155ZM172 247H174V248H172ZM236 247H237V248H236ZM84 248H85V249H84ZM114 248H115L116 250H115ZM199 248H200V250H199ZM21 249H22V248H21ZM21 249H18V250H19V251H18L19 253H16V252H15V253H16V254H20V255L23 254L24 256L27 255V258H29L31 261L33 260V261H32L33 264H40L39 262L37 263V262L34 261V260H37V259H38L37 261L40 260L39 257H40L41 254H38V252L40 253L41 250H43L42 248H39V250L36 249V250H38L37 255H36V253H35L36 250H35V251H34V250L32 251V250H30V249L27 250V252H28V254H29L30 256L26 253V250H24L25 252L21 251V253H20V250H21ZM40 249H41V250H40ZM133 249H136L137 251H136V250H133ZM169 249H170L171 251H169ZM179 249L181 250L182 254H183L184 252H185V253H184L183 255L180 254L181 252H180ZM183 249H184V250H183ZM112 250H113V251H112ZM114 250H115V251H114ZM182 250H183V251H182ZM193 250L196 251V252L198 251V252H197V253H196V252H195V253H192V252H194ZM88 251H89V249L87 250V252H88ZM100 251H101V250H100ZM138 251H139V252H138ZM144 251H145V252H144ZM152 251H153V252H152ZM190 251H192V252H190ZM254 251H255V250H254ZM30 252H31V254H30ZM32 252H33V253H32ZM42 252H43V251H42ZM45 252H46V251H45ZM114 252H115V253H114ZM125 252H126L127 255H125ZM133 252H134V253H133ZM137 252H138V254H136ZM142 252H143V254H142ZM176 252H177V253L179 252V253L177 254ZM0 253H2V255H4V256L6 255V257H7L8 254H9V252H5V253H4V252H0ZM3 253H4V254H3ZM6 253H8V254H6ZM11 253H12V252H10V254H11ZM25 253H26V254H25ZM46 253H47V252H46ZM46 253H45V254H46ZM117 253H118V254H117ZM128 253H129V254H128ZM132 253H133V255H131ZM139 253H140V254H139ZM144 253H145V254H144ZM173 253H174V254H173ZM198 253H199V254H198ZM234 253H236V254H234ZM249 253H250V259H249L250 262L248 261V263H250V264H259V263H261V264H262V262H264V261H262V260H264L263 258L260 259L261 257H264V254H263V256H262V255H261V256H256L257 254H255V253H258V255H260V254H262L261 252H260V254H259V251H258V252L256 251V252L254 253V255H253V251L251 250V251H249ZM263 253H264V250H263ZM10 254H9V256H10ZM12 254H13V256H10V258H11V257H12V258L15 257V259L18 260V259L16 258L17 255L15 256L14 252H13ZM47 254H48V253H47ZM47 254H46V256H47ZM121 254H122V255L124 254L125 257H124V255L121 256ZM191 254H192V255H191ZM197 254H198V255H197ZM2 255H1V257H4V256H2ZM23 255L20 256V260H21V259H22V260L25 259ZM34 255H36L38 258H36V256H34ZM42 255H43V253H42ZM129 255H131V257H132L133 259H134V258H139V259H141V260H136V262H137V263H136L135 260H131V259H130L131 257H130V258L127 257V256H129ZM136 255H137V257H135ZM169 255H170V256H169ZM176 255H178V256H176ZM181 255H182V256H181ZM252 255H253L254 257H253ZM9 256H8V258H9ZM32 256L35 257L36 259H31V258H33ZM46 256H45V257H46ZM107 256H108V258L111 257L112 259H109V260H108ZM166 256L168 257L169 260L166 258ZM172 256H173V257H172ZM180 256H181V257H180ZM188 256H190L189 259H187ZM255 256H256V257H255ZM22 257H23V258H22ZM45 257H44V259H45ZM47 257H49V256H47ZM47 257H46V258H47ZM123 257H124V258H123ZM140 257H141V258H140ZM142 257H143V260H142ZM147 257H148V258H147ZM150 257H152V258L149 260ZM170 257H172L174 261L171 260L172 258L170 259ZM174 257H175V258L178 257V258H177L178 260H177V259H174ZM179 257L181 258V260H182L183 262L180 260ZM182 257H183L184 260L182 259ZM257 257L259 258L258 261L260 260L261 262H259V263L257 262V259H256ZM8 258H7V259H8ZM12 258H11V259H12ZM18 258H19V257H18ZM41 258H42V257H41ZM85 258H86V257H85ZM85 258H84V259H85ZM114 258H115V259H114ZM153 258H154V259H153ZM7 259H6V262H5V263H7L8 260H10V259H8V260H7ZM117 259H118L119 261H117ZM253 259H254V260H253ZM0 260H1L0 262L3 264L4 262H2V260L4 261V259L1 258ZM12 260H13V259H12ZM12 260H10V261L12 262ZM16 260H15V262H16ZM20 260H19V261H20ZM114 260H115V262H113ZM170 260H171V261H170ZM185 260H186V261H185ZM224 260H225V261H224ZM226 260H227V261H226ZM235 260H236V261H235ZM10 261H9V262H10ZM25 261H26V262H25ZM31 261H28V263L32 264ZM44 261H46V260H43V259H42V261H40V262H41L42 264H44V263H45ZM104 261H105V260H104ZM104 261H103L101 264H106V261H105V262H104ZM126 261H128V262H126ZM133 261H134V263H133ZM221 261H222V262H221ZM232 261H233V262H232ZM242 261H243V263H242ZM255 261H256L257 263H256ZM21 262H22V261H21ZM34 262H35V263H34ZM43 262H44V263H43ZM143 262H144V263H143ZM162 262H164V263H162ZM228 262H229V263H228ZM240 262H241V263H240ZM5 263H4V264H5ZM23 263H27V260H26V259L23 260V262H22L21 264H23ZM85 263H86L85 261L82 262V264H85ZM16 264H20V263L17 262Z\"/></svg>", "mask_w": 264, "mask_h": 264}]
</instances>
